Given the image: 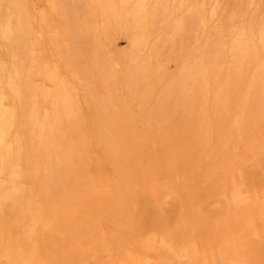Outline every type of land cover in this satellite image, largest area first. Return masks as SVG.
<instances>
[{
    "label": "rangeland",
    "instance_id": "rangeland-1",
    "mask_svg": "<svg viewBox=\"0 0 264 264\" xmlns=\"http://www.w3.org/2000/svg\"><path fill=\"white\" fill-rule=\"evenodd\" d=\"M116 1L117 0H115V4L118 5L120 0L117 1L118 4ZM153 1L154 0H151V2H153ZM220 1L222 2L221 3L222 7H221V10H219L220 15L217 16V18L218 17L219 18L214 19L215 21L210 20V19H207L208 21L206 19L205 20L201 19L204 17L202 14H200L201 11L197 10L199 3L201 2V1L199 2V0H187V3H186L187 6L185 5V7H184L185 9L184 8L182 9L184 11L181 10L182 12L181 11H175L170 6H167L168 9L166 8V11H165V10H163V7L165 9L166 6H164V5H166V4L161 3V11H162L161 15H162V13H164V14L162 15L163 17L161 16L162 18L160 17L162 20V21H160V25L158 23L159 26L156 24L154 27V30L157 33H155L154 37H151L152 39L149 38L150 43H148L149 44L148 46L145 42H144L145 46H144V43H141V45H143V47L141 45L139 46L140 43L136 42L138 44V47H136L137 45H135L136 43L134 40H138V39H135L137 37L132 36V38L133 37L134 38L131 39L130 38L131 36L129 35V33L126 34L128 30L130 33L131 32L135 33V31H134L135 28L131 27L133 22L130 25V21L129 20L126 21L127 19L123 15H121V18L119 15L114 16L113 12H111L112 6H107V4L111 5V0H0V23H1L0 29H2V30H0V64H1L0 66H4L6 64L5 67H6V69H8V73H9L10 77L12 78V81L14 82L15 86L17 87V90L20 93V96H13V95H11V93L9 92V90L6 87H2L3 89L0 87V95H2V97H4V99H5V101L2 105L3 110H4V114L5 115L11 114L13 116V119H12L13 128H12V130H10V134H9V137H10L9 140L11 142H8L9 140L6 141V143L3 146V149L10 144L14 149L13 158H14L15 162H18V163L20 162V165H21L20 169L22 171L23 181L20 184V186L18 187V189L15 190V196H14L15 202L21 208H25L26 204H30L31 206L41 207L43 209V222L49 224V230L48 231H44L43 227H39V229L36 230L37 231V232H35L36 244L34 245V243L32 244L33 239L31 240V237H30L31 235H28L29 239L31 241L27 239L28 238V236L26 235L27 229H22V231H20V233H18L16 231L12 232L10 229V220H8L4 217H1V219H0V229H1V232H0V237H1L0 238L1 239L0 240V264H224V263L225 264H241V263L242 264H264V162L261 163V164H263L262 166L259 165V162H261V160L263 159L261 157L264 154V153L259 154L260 152H264L263 151L264 147L262 148V144L264 142V140L262 141V139L264 138V123H263L264 122V117H263L264 116V114H263L264 109H261L262 113L260 112L261 114L259 116H257V118H259L260 122H261L260 119H262V121H263L262 123H260L258 121V119L255 120L256 115L259 114L257 112H259L258 110H260V109H258L259 105H257V103H256V105L254 104L259 99L258 96L256 97L257 98L256 100L254 99L255 102L253 100V98H255V95H257V94H255V92L258 93V95L263 94L262 97H260V95H259V97L262 98V102L260 100V103H261L260 105H263V102H264V100H263L264 99L263 98L264 97V85H263L264 84V77H263L262 72L264 73V64L262 65V63H264V61H263L264 60V54H263L264 49L263 48L260 49L261 45L258 43L259 44L258 50L260 52L263 50L262 51L263 57H262V54L259 53V51L256 52L257 51L256 46L253 44H251L249 47L250 50H252V51H250V50L248 51L247 49H249V48L246 49L247 53H245L246 54L245 58H243V56L240 57L242 55V53L240 55H235L231 51L232 47H233L232 44L235 42V40L239 34L242 36L243 32H244V34H247V31L249 30L248 33L250 32L251 34H253V36L255 37L256 40L259 37L261 29H260L259 22L256 23V21H259L262 18V16L264 15V0H256V3L253 5H250L249 1H247V0H220ZM105 2H106V4H105ZM235 2H237V3H235ZM64 3H67V4L64 5ZM68 4H70L71 6ZM66 5L69 6V7L68 6L67 7L70 8V10L72 9L71 13H70V10H68L69 13H67L68 11H66L67 10ZM77 5H80V6H78V8H81V9H77ZM105 5L107 7L106 11H105ZM108 7L110 9H108ZM168 10H169V12H168ZM109 12H110V14H109ZM66 13L69 14L71 18H73V20H72L69 17V19L71 20V23L67 18L69 15L67 16ZM104 13H105V15H104ZM261 14H263V15H261ZM106 15L108 16V18L110 20L112 19V21H110L111 23L110 22L107 23L108 19H107ZM110 15H111V17H109ZM118 16H119V18H117ZM24 17L27 18L28 22H26ZM115 17L117 18L116 20H114ZM8 18L11 20L10 23H11L12 34H14L16 31H18V34L16 33L18 36H15V34H14V36H15L14 37L11 34V35H9V37L12 36V38H9V39H8V36H7V38L6 37L4 38L5 35L3 34V28H5V26H6L5 24H7ZM123 18L125 19L124 21H123ZM206 18H208V17H206ZM223 18H225L226 20L225 19L223 20ZM119 19L121 21H119ZM253 19L255 20L254 23H253ZM78 20H80V22ZM177 20H178V23H177ZM199 20H200V23H199ZM23 21H24V23H23ZM114 21H116L117 23ZM203 21L206 23H204ZM120 22H123V23H120ZM127 22H129L128 25H130L129 29L127 27L128 25H125V24H127ZM247 22H249L250 24ZM252 23H253V26H252L253 31H252V28H249V27H251ZM69 24H70V26H69ZM110 24H111V27H112V25H115L116 28L113 26V30H111L112 28L109 26ZM116 24L117 25L119 24L118 27ZM73 25H74V27H75V25L77 26V30L81 29V32L79 30V31L75 32L77 34L74 33L75 36L73 35V28H74ZM180 25H181V29H180ZM224 25H225V27H224ZM194 26H196V27H194ZM203 26H204V28L207 27V28L203 29V31L204 30L207 31L206 33L204 32L205 34H207L206 36H204L205 34L203 35L202 29H201V28H203ZM104 27L109 28L108 30H110V31L108 32V30L105 29ZM157 27H158V29H157ZM198 27H199V29H198ZM14 28L16 29V31ZM70 28H72V29H70ZM220 28L222 30H220ZM240 28L242 29V31H241L242 34L240 32ZM173 29H175V30H173ZM70 30H72V31H70ZM236 30H237V32H236ZM24 31H26V34ZM167 31H170V32H167ZM78 32H79V34H78ZM172 32H173V34H171ZM234 32L236 35L234 34ZM123 33L126 35H124ZM213 33H215V35H217V36H213L214 35ZM250 33L247 35L249 36ZM93 34L95 37L93 36ZM210 34H213V35H210ZM225 34L228 36L226 37ZM2 35H4V36H2ZM78 35H79V37H78ZM80 36H82V37H80ZM189 36H191V39H192L191 40L192 44L190 46H192L193 48L195 47L194 49H196V47L199 46L200 49L197 48L198 50L194 51V49L192 47H189V49L185 48V46L190 44V42H188V41H190ZM208 36H209V38L211 36H213L215 39L213 37H211L209 39ZM248 36H247V38H248ZM93 37L95 38V40L97 42L94 39H93V41H91ZM81 38H82V40H81ZM204 38H206V39H204ZM218 38H220V39L217 40ZM77 39H79V41H81V42H79ZM166 39H167V41H166ZM182 39L184 40V44L182 43L183 42ZM221 39L223 40L222 44L224 42L228 44L231 41L232 44H231V42L228 44L229 47L232 45L230 47L231 49L228 48L229 49L228 50L227 49L228 45L225 43H224L225 45H223V46L220 45L221 42H218V41H222ZM129 40H133L135 47L133 46L132 41H129ZM157 40H159V41L161 40V42H159ZM228 40H229V42H228ZM94 41L96 43H93ZM186 41L188 44L185 43ZM213 41H215V44ZM130 42H131V44H130ZM154 42L158 43L157 48H155L156 44H155V47L152 46ZM162 42H164L165 45ZM31 43H32V45H31ZM208 43H209V45H208ZM93 44H96L98 46V48L96 45H93ZM217 44H219V45H217ZM25 45L27 46V49H26ZM163 45L165 46V48H166V46H168V48H166L165 54L163 52L165 50ZM182 45H183V47H181ZM200 45H202V46H200ZM132 46L134 47V50L139 48L138 50H135V53H134V51H132L134 54V57L140 51H141L140 54L142 55V57L140 56V54L138 55L141 57V58L138 57L139 58L138 60H140V61H137L136 57H135V60H136L135 66H137L138 69L139 68L142 69V71L140 69L138 75L134 74V71L138 70L133 65L134 58L132 59V57L131 58L128 57V54H130L131 53L130 51L133 49ZM211 46H214L213 49L211 48L212 51L214 50V48H216L215 52L213 51V53L209 48ZM218 46H219V49H222L221 53H219V51H220L219 49L217 51ZM29 47H31V48H29ZM146 47H150V48H146ZM99 48H100V50H99ZM201 48L204 50L203 53L207 51L206 50L207 48H209L207 51L208 53L203 54L201 51ZM95 49H96V52H95ZM187 49L190 52L194 51L195 53L194 52L190 53V52H188ZM191 49H193V50H191ZM26 50H28V52ZM31 50L33 51L32 53H31ZM76 50H77V52H76ZM152 50H153V52H152ZM199 50L201 53L199 52ZM209 50H210V52H209ZM225 50H227V51H225ZM254 50H256V51L253 53ZM150 51L152 53H149ZM160 51H162L163 53H161ZM196 51H198V54ZM223 51L225 52V54H224L225 59H223L224 57H221L223 55H219V54H223ZM23 52H24L25 56L23 55ZM34 52L36 53V55H34L35 54ZM71 52H75V54L72 53V56L73 57L75 56V58L78 59V61H81L79 64V62L76 59H74L77 61L76 63L78 65H81V66H77V64H75L73 58H72L73 61L71 60V62H70ZM101 52H103L102 54H104L105 56L100 55ZM136 52H138V53L136 54ZM166 52H167V54H166ZM185 52L191 54V55H189V54L188 55L191 56V59L193 58L192 60H195V61H190L191 60V59L189 60L190 57L188 58V55L185 54ZM226 52L227 53L230 52V53L226 55ZM25 53L26 54L29 53V54L26 55ZM69 53H70V55H69ZM98 53L100 56H98ZM148 53L151 55L148 56L147 55ZM154 53L156 56L154 55ZM210 53H211V55H209ZM256 53H258V55H260V54L261 55L260 56L255 55ZM158 54L161 57H159ZM161 54H163V56ZM232 54H233V56H232ZM164 55H166V56L168 55V56L165 57ZM199 55H201L203 57L202 59L206 60L207 65L210 63V62L208 63V60H210V61L212 60L215 63L214 64L212 62L213 64L212 63L209 64V66L213 65L212 68H210L209 66L206 67V69L209 68L208 69L209 71H207V73L208 72L213 73L214 74L213 77H212V74L206 73L207 76L206 77L204 76L205 78H203L202 77L203 75H201V74L206 70H202L201 74L199 72V75L202 77V79H200L201 81L202 80L204 81V79H206L209 75H211L210 76L211 78L208 77L209 80L206 81L207 83H205V81L201 83L199 79H196L197 78L196 77L197 72L200 70V67H199L200 64H201V69L202 68L205 69V64L204 65L202 64L205 62H202L201 56H199ZM208 55L211 57L209 58ZM215 55H216V57L218 56L217 59L219 60V62L216 59H214ZM234 55L236 56L235 58H234ZM248 55L250 56V60H249ZM253 55L255 58L260 57L259 60L256 61L257 60V58H256L253 61V58L251 59V57H253ZM29 56H30V58H29ZM32 56H33V58H32ZM97 56H98V58H96ZM101 56L105 57L107 59V62L110 65L108 63H106V61H104V60H106L105 58L102 59L103 57L99 61V58ZM129 56H132V55H129ZM157 56L159 57V61L156 60V59H158ZM195 56H196V58L194 59ZM229 57L231 59L232 58L233 59L231 60V59H229ZM22 58L27 59V60H23ZM28 58H29V60H28ZM187 58H188V60H187ZM240 58H242L241 62L239 61ZM130 59H132L131 62L129 61ZM226 59H228V60H226ZM235 59H237L238 62ZM32 60L33 61L35 60V61L32 62ZM142 60H144V63H148L150 61L149 64L152 66V69H151V67L149 69V67H148L149 64L148 65L144 64L142 62ZM229 60H231L230 61L231 64H234L232 66L236 67L235 69L232 68L233 71H230V73L233 75L232 78L230 76V79L228 77L229 75L227 76L228 70H231L230 68L232 67ZM242 60H243V62H242ZM156 61H158L161 64V66H158L159 67L158 69H156L157 68ZM183 61H185L184 66H185V63L187 64V62H188V64H190V65H188L186 72H185V69H183L184 71L182 70ZM246 61L247 62L251 61V62H249V64L247 63L248 66L249 65L251 66L249 68L250 72L247 73V75L245 76V78L243 80H242V78H243L242 75H244V74H242L241 77H239V79L241 78V80L239 81L237 78L239 75L236 72L238 71V73L240 74V72L242 70L246 69V68L242 69V66H243L242 64H244V62H246ZM103 62H105L107 64V66ZM141 62L144 64V67H145V65H147L146 68L142 67L143 65L138 66V65H141L140 64ZM192 62L196 66L199 64V66H198L199 70H198V68H197V70L195 68V69H192L195 71H191V69H190L191 67L189 68V66H191V65L193 66ZM260 62H261V64H260ZM130 63H132V65H130ZM153 63H154V65H153ZM159 63L157 65H160ZM196 63H198V64H196ZM236 63H237V66L235 65ZM239 63H241V65ZM128 64L130 65V67L128 66ZM134 64H135V62H134ZM247 64L245 63V66H247ZM75 65H76V67H75ZM195 65H194V67H196ZM202 65L204 67H202ZM104 66H106V67H104ZM108 66H111L110 67L111 70L109 69ZM127 66L131 70L130 69L128 70ZM131 66L132 67L134 66L135 68L133 69ZM257 66L258 67L260 66V67L258 68ZM77 67H79V68H77ZM80 67H82V68H80ZM100 67L103 68V70ZM194 67H192V68H194ZM216 67H217V69H216ZM218 67L221 69L220 72H217L219 69ZM228 67H230V68H228ZM239 67L241 68V70L239 69ZM147 68L149 70H146ZM237 68H238V70H237ZM81 69L82 70L84 69V71H81ZM105 69H106L107 73H106ZM188 69L192 73L195 72L194 74H196V75L192 74L191 72H190L191 74H189ZM212 69H213V72H212ZM126 70H128L129 72ZM180 70L183 72L182 74H184V72L187 73V76H186V74H185V76L180 74V72H181ZM256 70H258V72H260V71H262V72L258 73V76H257ZM16 71H17V74H16ZM80 71L82 72V74L84 73L85 75H82L80 73ZM97 71H99L100 73H98ZM109 71H112L111 73L116 71V73H113V75L116 74V76H114L115 78L112 76L110 78L111 73L109 74ZM124 71H125V73L127 72L128 76L123 77V75L125 74ZM131 71H133L134 77H133V74L131 73ZM147 71L148 72L150 71L149 73H151L152 75L150 76V74ZM151 71H153V72H151ZM156 71H158V72L156 73ZM160 71L163 73H161ZM0 72H1V67H0ZM85 72L89 73V74L86 76ZM136 72L137 71H135V73ZM141 72H143V73H141ZM145 72L147 75L149 74L147 77L150 76L151 79H150V77L148 80L143 78V82H144V79H145V81H148V82L150 80L149 86L146 83H142L143 85L141 83H139V82H141V81H139L140 78L142 80L141 76L146 77L145 75H143V74H145ZM159 72H160V74L158 75ZM244 72H246V71H244ZM130 74H131V76L129 78ZM164 74H165V76H163ZM215 74L217 76H215ZM234 74H235V76H234ZM50 75H52V80L56 84L50 82V80L48 79V76H50ZM102 75L104 76V78ZM181 75L184 76L186 79L184 77H182ZM189 75L190 76L192 75V77H193L191 82L185 81L188 79L187 77H190ZM199 75H198V78L200 77ZM236 75H237V77H236ZM259 75H261V78L259 77ZM106 76L109 77L108 80L106 79ZM152 76H154V79ZM156 76L160 79L161 83L164 81V79H165L164 77H166V79L164 81L165 83L163 82L164 85L161 84L160 82H159L160 84L158 83V78ZM214 76H215V78H214ZM226 76L228 77L229 80L226 79L227 78ZM125 77L129 78L130 84L127 83L128 79L126 80ZM136 77H137V79H136ZM255 77L256 78L259 77L258 78L259 80L257 79L254 81L253 78H255ZM86 78L88 80H86ZM122 78L124 80H126L127 82L122 80ZM155 78H157V80ZM236 78H237V80H236ZM170 79H171V81L174 80V82L173 81H172L173 83L170 82ZM180 79H183V83L179 84L181 86H179L177 83H176L177 84L176 85L175 81H178V83H180ZM261 79H263L262 82L260 81ZM100 80L104 84H105V81H107L106 84L107 83L109 84V80H110V84L109 85L107 84V85H108V89L110 88L111 90L106 89L107 85L105 84L106 85L105 86L104 84H102ZM112 80H116L115 81L116 83H114L116 85L113 84ZM121 80H122V82H125V84L124 83L122 84ZM132 80H133V82H132L133 84L131 83ZM136 80L139 83L137 85H135L137 83ZM152 80L154 82H152ZM189 80H191V79H189ZM230 80L235 82V83H236V81H239L238 84H240V82L242 81L239 86L236 83V86H238V88L235 86V84L233 85L232 89H234V91H235V89H237V90L239 89L238 91L236 90L237 92L236 91L233 92V94H232V91L230 89H228V87L230 86V88H231V85H232ZM119 81H120V83H119ZM184 81L187 83H185ZM193 81L194 82L198 81L197 86L201 84L202 88L200 86H198V88L196 89V83L194 84L195 85L194 86L192 84V83H194ZM250 81H252L251 85H254L255 88H253L252 86L250 87V84H249ZM254 82H258L256 84H258L257 86H259L260 89L259 88L256 89L257 86ZM260 82H261L262 87L259 85ZM150 83L152 86L154 85L153 88L150 85ZM208 83H210V84H208ZM182 84H184L185 86L189 85V87L194 86V88H195L194 92L199 90V94L197 93L198 91L196 92L199 96H201L200 94L204 92V91L201 92L200 88L202 90H204L205 85L207 84L209 86V89H208V91L205 90V92L202 95L204 96L207 93L206 97L208 99V102L205 101V103H207L208 106H206V104H202V102H203L202 100L206 99V98H202V100L200 99V101H201V104H200V101H198V103L196 102L197 100L195 101V98L198 97L196 93L193 94L194 95L193 97H190L191 94L194 93V92H191V91H193V90H191L192 88L188 89L190 96L187 97V95H188V92H186L187 88ZM202 84L203 85L205 84V85L202 86ZM227 84H228V86H226ZM247 84H249V85H247ZM89 85H91V87ZM93 85L95 86L96 89H94ZM112 85H114L115 87ZM121 85H123V87ZM124 85H126V86L124 87ZM133 85H134V87L137 86V87H135L136 91L138 89V91L139 92L141 91V92L139 93L137 91L135 93V90H133L134 89ZM146 85H147V88H146ZM161 85H163V86H161ZM167 85H169L170 90H169V87ZM173 85L176 86V87H174L175 89L173 88ZM57 86L62 87V89L64 90L68 99L69 100L71 99L70 104L72 103V105L70 106V114H68L69 116H67V118H66L65 114L62 112V114H64V116H65L64 123H66L68 133L70 132L71 136L74 139H76V141L77 140H83L85 138V140H83L85 143L84 149L81 148L83 146L82 145L83 142L81 141L80 150L82 149L83 151L81 150V152H84V153L86 151V153H85L86 155L84 154L86 157V158L84 157V159H86V161L84 160L85 162L83 163V166H85L84 169L86 168L85 169L86 171L84 170L86 172V174L85 173L84 174L79 173L78 177H73L75 172L71 168L70 169L72 170V173H74V174H73V176H71V175L69 176L68 173H70L71 170L69 168H67V166H62V165H65L64 163L59 165V168L61 167L60 169L63 170V167H66L70 171H66L67 169H65V171H60V169L55 170V168L58 166L59 163L56 164V167H54L55 165L54 166L50 165L48 168V171H46V170H44L43 158L42 159L36 158V155L38 152V151L36 152V150H39L38 149L39 146H38V141H37V136H38L37 134L40 133V122H41V124L44 123L45 119H43V118H45L44 114L47 111L53 110V113H54V110H55V108H54V96L56 95ZM143 86L145 87V89L142 88ZM155 86H158V87H156L157 90H155ZM166 86L168 87V89L165 88ZM177 86H179V87L184 86L186 88L185 93L183 92L184 89L183 90L181 89V91L180 90L178 91ZM138 87H140L142 89H140ZM203 87H204V89H203ZM234 87H236V88H234ZM41 88H42V90H41ZM91 88H93L94 90ZM115 88H117V89H115ZM125 88H127V90L128 89L129 90L127 91ZM206 88H207V86H206ZM35 89H36L37 93L33 94ZM124 89H125V91H124ZM166 89H167V91H166ZM172 89H174L175 91ZM225 89H226V92H224ZM251 89L253 91H251ZM144 90H145V92H143ZM160 90L162 93L160 92ZM164 90H165V92H168L169 94L164 93ZM48 91L50 92L49 95H48V93H46ZM109 91L112 93H109ZM129 91H131V93ZM133 91H134L135 97L139 98V99L136 98L137 101L134 98L135 102L132 99V97L134 96ZM147 91H150L151 93L153 92L154 93V94L152 93L153 96L151 95L150 92H147ZM156 91H157V93H156ZM169 91H172V92L170 93ZM173 91L175 92V95H174ZM215 91H217L219 93H217ZM249 91H251L252 94L254 93V95H253L254 97L251 95L252 99L250 98L249 94H251V93H249ZM213 92H214V94H213ZM246 92H248L247 95H249L247 97L245 94ZM44 93H46V94L44 95ZM163 93L166 95H163ZM180 93H182V94H181V96L178 97V95H180ZM226 93L229 96H230V94H232L230 97L231 99H228L229 96L227 97ZM235 93L237 94L236 97L237 98L239 97L238 100L235 98ZM128 94H129V96L132 95L131 96L132 100L130 99L129 96H127ZM145 94H148L150 99L147 97L148 95L146 96ZM160 94H162V95L160 96ZM185 94H186V97L188 99L186 97L185 98L187 100H185L184 98H183L184 100L180 99V97H184L183 95H185ZM243 94L245 95L244 98H243ZM219 95L222 96L220 98L221 106L215 105V109H216L215 111H217V113H220V111L218 109L221 110V108L224 105L222 103L226 97H227L226 101L228 102V104L226 103V101H224V103H226V105H224V108L227 107L226 111H225V109L222 108L223 111L221 110L222 112L220 114H217L216 112L212 111V110H214V109H212V106H213V104H215L214 98H216V101L218 100L217 103L219 102V99H218L220 97ZM240 95H241V97H240ZM159 96L161 97V99L163 101H164V97L165 98L167 97L166 103L175 102V104L178 107H176V105L174 103L173 104L170 103V105H169V103L168 104L164 103L162 100H160V98H158ZM154 97H156V98L154 99ZM141 98L143 99V101H141ZM151 98L154 99L155 101L154 100L151 101ZM192 98L194 99L195 103L200 104V105H197L195 103H193V105H192V103H191V100L193 101ZM222 98H223V100L221 101ZM245 98L246 99L248 98L247 99L248 101L245 100ZM157 99H158V101L160 100L159 103L163 102V107L166 105L168 107L166 106L167 108L166 107L163 108L162 104L161 103L159 104L157 102ZM243 99H244V102H243ZM249 99H251V100H249ZM139 100L143 103V104L142 103L140 104L142 106L138 105L140 103ZM252 100L254 103H252ZM182 101H185V103ZM237 101H240V103L242 102L243 107H242V103L240 104ZM245 101H247L246 104H245ZM249 101H250V104L251 103L253 104V106H251L252 104L250 105L248 103ZM137 102H139V103L137 104ZM179 102L180 103L182 102L185 104L186 110L185 111L182 110L183 113L185 112L184 115L187 114L186 115L187 117H188V115H192V117L189 116L190 118H193V116H194L193 120L191 119L192 122L189 120L186 121V119H188L187 117L184 118L185 116L182 117L183 115L180 116L181 114L179 115V113L176 112V108L180 107L179 106L180 104L178 105ZM186 102H188V103H186ZM189 102H190V105H189ZM37 103H38V105H37ZM154 103H155V105H154ZM31 104H32V106H34V105L35 106L32 107ZM210 104H212V105H210ZM237 104H238L239 108L241 107L244 112H242V110H239ZM61 105H59V107ZM146 105H148V106H146ZM181 105L183 106V104H181ZM194 105L195 106L197 105V106L194 108ZM202 105H203V107H206L207 109L203 108ZM245 105H247V107H245L246 110H244ZM248 105H250L251 107ZM151 106H153V107H151ZM172 106H174L175 108ZM190 106L192 108H190ZM200 106H201L200 110L202 112H204V111H205L204 113L207 112L206 116L201 111L197 112L196 108H198ZM35 107H36V109H38V118L39 119L37 121L38 125H36L34 127L30 123H28L29 119H27L26 116H27V114L29 115V112L33 111V110L30 111V109H32V108L35 109ZM208 107H210V108L208 109ZM72 108H73V110H72ZM165 108L167 109L166 111H165ZM172 108L175 109L174 111L177 113L176 114L177 120L176 119H174V120L178 121V117L179 118L182 117V120L184 119L186 122H190V123H188V124H190V126H191V123L193 124L192 126L196 125L195 126L196 129H194V127H192V126L189 128L188 124H186L188 126H185V123H183V122L180 123L182 125V127H181V125L178 122H175L174 120H173V122L176 123V125H175L176 127L174 125H172V124H174L171 122L173 119L172 117L175 114V112L172 114V112H173ZM182 108H184V107H182ZM251 108H252V114H251V111L249 113L247 110V109L251 110ZM263 108H264V105H263ZM237 109L239 110V112L241 111L243 113V114L240 113L243 116V118L240 121L242 124L244 122H246L244 124V126L247 124L245 126L246 128L242 124H239L240 122L238 123V121H239L238 119L241 117H238L240 114H238ZM253 109H255V111ZM62 110L65 111V109H63V108H62ZM179 110L181 112V109H179ZM189 110H190V112H189ZM194 110H195V112H194ZM198 110H199V108H198ZM210 110H211V112H210ZM125 111H127L128 114H126ZM150 111H151V113H150ZM177 111H178V109H177ZM186 111H187V113H186ZM51 112H48L50 114L49 115L50 117H52V115H53V113H51ZM152 112H153L155 117L153 116ZM164 112H166V114H168L170 112L171 116L166 115ZM191 112H193V114ZM253 112H254V114H253ZM65 113H66V111H65ZM72 114L75 115V119H74V116L72 117ZM194 114H197V115L195 116ZM198 114L201 115V119H200V116ZM221 114H223L224 117ZM246 114L247 115L251 114L252 117L254 116L253 117L254 119H252V120L256 121V123H253V124H254V126L255 125L257 126L256 127L257 130H254V129L252 130V128L250 127L251 128L250 131L251 132L254 131V132H252V134H250V131L248 129V126L252 125V122H251L252 117L250 116L251 117L250 118ZM129 115H130L129 119H131L130 121H133V123H135L136 125L133 123H130L128 121V125H127V123H125V125H127L125 128H128L129 130L128 129L123 130V128H122L121 129L122 133H121V131L119 129L121 127L120 125L122 124L120 122L121 120L120 121L118 120L121 123V124L119 123L120 124L119 126L117 125L118 123H116V125H117L116 126L113 122H115L119 118L123 119V121L125 122L127 120L125 118H127ZM150 115H152V116L148 117ZM165 115L167 116L168 119H170V122H168ZM214 115L216 116L215 118L218 119V122H216ZM218 115H220V116H218ZM209 116H210V118L213 116L211 118L212 120L209 118ZM245 116H247L249 118H247ZM205 117H208V118H205ZM220 117H222L221 120L219 119ZM114 118H115V121H113ZM196 118H198V120ZM202 118H204V119H202ZM244 118L249 119L250 123L248 120H247L248 123H247V121H244ZM146 119H147V122H146ZM222 119H224V120H222ZM74 120H76L77 122ZM180 120H181V118H180ZM204 120L208 121V123L210 121H212L211 123L216 122L215 123L216 125L221 121L220 125L222 124V126L219 127L220 125H218V127L220 129L216 128L217 126H215V124H214V126H215L214 127V126H212L213 124L208 125V123H206L207 127H209L210 125L212 126L209 129H213L211 131H214L212 133L215 136L214 137L215 140L214 139L209 140L212 137L211 138L207 137V139L209 141L206 139V134H208L207 136H211L213 134L211 133L210 130H208L206 128V126H205L206 124H203L205 126L204 127L205 129H201V128H203V126H202V123H200V122L205 123ZM73 121H74L75 125L79 126V128L76 126V129L80 130V131L78 130V133L76 132V130L74 128L75 125L72 126ZM197 121H199L198 125L202 126L201 128L199 126L200 129H198V127H197L198 126ZM257 121H258V123H257ZM5 122H6V118L3 119V123H5ZM131 124H132V126H131ZM154 124L159 125V126H154V128L155 127L157 128L158 134L161 133L160 135H162V138H160V139L164 140L163 141L164 144L159 139L157 141V138L160 137L157 133H156V135L152 134L156 131V129H154L152 126ZM177 124L180 125V127L182 128L180 131H182L183 133L180 132L179 130L175 131L176 128L177 129L180 128L177 126ZM149 125L151 126L150 128L152 130H154L153 132H152V130H150ZM233 125L234 126L236 125L237 127L240 125V127L237 129L241 133L245 132L244 129L246 131L248 130V132H245L244 134L240 133L239 135H237V137L239 136L238 138H240V140H242V141H239V139L237 137H235V138L233 137L234 134H233L232 130L235 129L234 130L235 135L237 133H239V131L236 129V126L234 127V129H232ZM261 125H263V126H261ZM183 126L188 127L187 128L188 130L186 128H184V130L185 131L187 130L186 132H188V134L185 135V137L183 136L185 133V131H183ZM70 127H71V129L73 128L75 131L70 130ZM115 127L116 128L119 127L118 128L119 130L116 129ZM123 127H124V125H123ZM130 127H132V128H130ZM158 127H160V129ZM169 127L172 128L171 131H170ZM109 128L111 129V131L108 130ZM112 128H113V130H115V132L113 131L114 133L119 131L120 133L119 132L117 133L119 135L114 134L115 136H113V133H110V132H112ZM173 128H175V129H173ZM240 128L241 129L244 128L243 132L241 131ZM206 129L208 132H205ZM215 129H217L216 132H215ZM229 129L231 131H229ZM191 130L193 132L197 131V132H195V135H193V132L189 133V132H191ZM199 130H201L200 133L204 134L203 136H205V137H202L201 134L200 135L198 134ZM202 130H205L204 131L205 133H203ZM72 131L75 134H73ZM125 131H126V133L128 132L127 135L133 133V135H135V136H132V138H131V136L129 135V137H127L129 139H127V138L125 139L124 138L126 136ZM174 131H175V133H179V136L180 135L183 136L182 137V138H184L183 143L181 142L182 141L181 136L179 137L178 134H175L176 137H174ZM108 133H109V135H108ZM209 133H211V135H209ZM215 133H218V134H215ZM221 133H224L226 135V137L224 134H221ZM253 133L254 134L256 133L255 136H257V137H254ZM76 134L77 135L79 134L78 136L81 138L79 139V137H77ZM190 134H192L191 135L192 140L199 137L198 139L195 140V141L198 140L200 142V143L197 142L198 147H195L196 143H194L195 144L194 147L190 146L193 144V141H194V140L193 141L191 140L192 142L188 141L189 138H191ZM229 134H233L232 137ZM74 135H76V136H74ZM122 135H123V137H122ZM197 135H198V137H195ZM216 135H218L220 137L224 136L222 138V140H225V138H226V140L223 141V142H225L224 143L225 145L224 146L222 145L223 147H220L218 145V144L222 143L221 142L222 140L220 139V137H218L217 139H220L221 141L217 140ZM241 135H243L242 138L244 137L243 139H245V140H243L240 137ZM120 136L123 139H125V141L122 138L119 141ZM193 136L195 138H193ZM112 137H116L114 143L117 146V149H120L121 153L125 155V158H124V155L121 154V156H123V159H125V161L128 160L126 163H128V164H129V162L133 163V168H132L131 172H129L130 171L129 169H126L127 170L126 173L129 172L127 174L131 173V176L129 175V177H130L129 182H130L132 187H130V184H128V183L126 184L125 179H123V176L116 170V168L114 166V159L113 158H114L115 152L112 148V144H113V143H111ZM133 137L136 140H134ZM154 137H157V138H154ZM201 137H202V139L200 141ZM245 137H247V138H245ZM109 138H111V139H109ZM248 138H250V139H248ZM251 138L253 140H255L254 141L255 144L253 143V145H251V146H254V147L250 148L247 146H250L249 144H251V142H253V141H251L252 140ZM62 139L63 138H60V142L62 143V145H63V141H66L64 143L67 146L68 139H66V138L63 140ZM130 139H133V140L131 141ZM155 139L157 142L160 141L163 144V146L165 145L164 147H166V148H163L161 146V144L159 146V144L155 142ZM178 139H180V142L182 143V145H184L185 143L187 144L189 142L188 143L189 145H187V147H185L186 144H185V146L181 147V148L185 149L184 151H183V149L180 150L179 147L182 145L179 143ZM228 139L230 140V142ZM236 139H238L237 141H239V142H235ZM127 140H130V141H127ZM175 140H177V141H175ZM249 140L251 142H249ZM134 141H136V142H134ZM203 141H204V144H206L205 142L207 141V145H205V147H208V148H206V150L202 151L201 149L199 150V148H200V145L202 144ZM218 141H219V143H218ZM128 142L130 144H131V142H133L132 143L133 145L132 144H131L132 146L129 145ZM177 142L179 145L177 144ZM235 143L236 144L238 143L240 146L238 145L239 147H237V145H235ZM119 144H121V145H119ZM126 144H128V150H127V148H125ZM232 144L234 147L236 146L235 149H233L234 147L232 146ZM63 146H65V145H63ZM176 146L178 147L179 150H176L177 149ZM188 146H190L191 148L189 147V149H188L189 151L187 153H189L191 151V149H193L192 151L194 152V150L196 148H198L196 150L202 151V152H196L195 151V154H197V155H200V153H201V157H202L201 163L202 164L199 163L201 161V160H199L200 157L199 158L197 157L198 159L196 158V161H195L197 163V165H195L196 163L192 159V158H195L192 155V154H194L192 151L190 152L191 154L187 155V153L185 151L187 150ZM201 146L204 147L203 144ZM259 146H261L260 149L262 148L263 150L261 149V151H260L258 148ZM123 147L126 150L122 149ZM130 147L133 149H131ZM160 147H162V148H160ZM215 147L218 149H216ZM129 148L131 150H129ZM158 148L164 150L166 152V154H163L165 152H162V150L161 151L157 150ZM167 148H168V150L170 149L169 152H168ZM171 148L174 150H172ZM221 148H224V149H221ZM225 148L227 150H225ZM252 148H253V150H252ZM210 149H211V151H210ZM250 149L252 151L256 152V158H253V160H252V158L250 159V157H252L250 155H252V153H254V155H255V152L250 151ZM41 150L43 151L44 149L41 148ZM112 150H113V152H112ZM171 150L174 152L173 153L174 156L170 155V154H172ZM224 150L225 151L230 150V153L227 152L228 154H225ZM157 151H159L161 154L157 153ZM204 151H206L205 153H207V151H210V153H207L208 155L207 154L205 155V153L202 154ZM212 151H213V153H212ZM233 151L236 152V153L234 152L235 155L233 154ZM75 152L77 153V150ZM167 152L172 157H169ZM177 153H178V156H177ZM215 153H217L216 155L219 154L218 157L220 156V154L223 155V157H222L223 159L221 157H220V159H222L223 161L226 160V161H224V167L220 161H217L218 159H215V161H214L213 158H218L217 156L212 158V155L213 154L215 155ZM184 154L186 155L185 156L186 158H187V156L190 157V158L189 157L187 158L189 163H187V161L185 160L186 158H184V156H183ZM209 154H211V156ZM258 154L261 155L260 156L261 159L259 160V162L256 160L258 162V164H257V162H255L254 159H257ZM76 155L77 154L72 153V158L75 162L77 161L78 163H80V160H78L76 158L77 157ZM162 155L164 157H166L168 155L169 161L167 160V157L164 158V157H162ZM224 155H226V158H224ZM227 155H229V157L233 156L231 162H229L230 160L227 159ZM181 156H182V160L184 158L183 162H181V159L180 160L178 159ZM173 157H176V159L175 158L174 159L176 160L175 162H178V163L173 164L174 163L173 162L174 160L172 159ZM231 157H230V159H231ZM209 158H211L210 160L213 159V162L210 160L207 161V159H209ZM191 159L193 161H191ZM184 161H186V162H184ZM223 161H222V163H223ZM262 161H264V159ZM190 163H192V164H190ZM193 163L197 168L195 166H193ZM215 163L218 164L220 166L219 168H221V169L217 168L218 167L217 166V167H215L216 171L214 170L215 171L214 172L213 169H214ZM200 164H201V166H199V168L201 167V169H203L204 166L207 164L208 165L206 166V168H208L210 165L214 164L212 171L210 170V172H213L212 174H215V175H213V177H212V174L210 175V177L212 178L210 182L207 181V180H210L209 176H208V178H206L205 177L206 174L202 173V172H204V170L202 172H200L201 169H198V165H200ZM253 165H254V167H251ZM241 166L242 167L245 166V167L242 168ZM206 168H204L205 172H207ZM209 168L211 169V166ZM209 168H208V170H209ZM233 168L235 170H233ZM36 169H37V171H35ZM56 169H58V167ZM196 169L199 171H197ZM243 169H245V170L243 171ZM249 169L251 172L249 171ZM218 170H222L221 171L222 173L220 171L218 172V175H221L220 177L217 175ZM195 171H197L199 174L198 178H197V176L194 177V175H196V174H194ZM235 171H237V172H235ZM239 171H240V173H239ZM210 172H208V173H210ZM233 172H235V173H233ZM245 172H247V173H245ZM255 172L258 173V174L256 173L258 178L256 175H254ZM51 173H53V175H56V176H59L60 174H58V173H61V175L63 174V175H65V177L67 179H69V181H70L69 185L71 186V184H72L73 187L72 186L70 187L68 185L69 181L66 180L67 185L65 186L66 187L65 194L67 193L68 196L67 195L65 196L63 193L64 187L59 186L60 177H56L57 179L55 178L56 182H54V184L57 187L56 190H60V191L62 190V192L55 191V189H54L55 186L53 185V182L51 181V177H52ZM72 173H70V174H72ZM189 173H190V175H189ZM201 173L204 175V176L203 175L202 176L204 178H206L205 181L203 180ZM251 173H253V174L251 175ZM236 174H237V176H236ZM75 176H77V175H75ZM190 176H191V179H189ZM75 178L77 179V186H75V184L73 182L71 183V181H73V179L75 180ZM200 178H202L201 180H203V181H200ZM216 179H217V181H216ZM4 181H5L4 185L7 189H9V192L11 190H13V183H12L13 179L11 177H7ZM66 181H65V183H66ZM127 181H128V179H127ZM188 181L191 183L193 182V184H192L193 187H191L192 186L191 184H190L191 186L189 185ZM196 182H198L200 184L198 186H196V184H194ZM203 182H206V183H203ZM207 183H209L210 185ZM202 184H203V186H202ZM204 184L205 185L207 184V186H205ZM222 184H223V186L220 187ZM68 186H69V188H68ZM127 186L130 187L129 190H127L128 189ZM206 187H208L209 189H207ZM156 188L161 190L166 195V198H164L161 201V203L157 200L152 199L147 194L148 192L146 189L150 190V189H156ZM199 189H200V191L201 190L202 191L200 192ZM205 189L209 192H206ZM214 190H215V193H214ZM53 191H55V193ZM67 191H69L70 193ZM53 193L57 194V195L54 196ZM59 193L63 194V195H61V194L60 195H61V198H63L62 200H65L64 202L59 198ZM70 195H71V197H69ZM140 196H143V197L140 198ZM57 198H59V201L57 200ZM68 198H69V201L67 200ZM71 198H73V199H71ZM70 200L72 202H70ZM57 201L60 204H56V203H58ZM67 201H68V204H67ZM69 202L72 204L70 205ZM10 203L11 202L8 201L6 204L11 206ZM1 204H4V203L0 199V205ZM56 205L59 207H57ZM54 208H57V209H54ZM58 209H59V212H58ZM53 210H55L57 212H55V211L53 212ZM151 211H152V213H151ZM142 214L145 216H143ZM112 216H113V218H111ZM77 217H78V219L79 218L81 219L80 224L82 226V229H89V231L92 230L91 233H88L86 230H85V232H82L80 227H79L78 231H76V232L72 231V225L75 222V220L77 219ZM149 217H152V218L150 219ZM113 219H115V221H113ZM159 219H160V221H158ZM109 221H111V222H109ZM157 222H158V224H157ZM25 225L27 226L28 224L25 222ZM99 225H101V226L99 227ZM111 226H112V228H111ZM117 229L120 231V233ZM219 229H220V231H219ZM67 231L68 232L72 231V236H73L72 237V243H73L74 247L76 248L75 255H73V253L71 254V252H70L71 250L69 248L67 249L64 247L63 234L66 233ZM110 231H112V232L114 231L115 234H119V236L120 235L123 236V239L126 241L125 244L121 243V240H115V242L117 241L116 244L118 243L116 245L114 240L113 241L111 240V233L112 232L110 233ZM116 231H117V233H116ZM15 232H16V234H14ZM25 235L27 237L26 238L27 241H26V239H22V241H21L20 239L23 238ZM102 236H104L105 238H102ZM102 240H104V241H106V240L110 241L111 240L108 249H109V251H111L110 253L112 255L109 258H106V256L109 254L108 252H106V251L100 252V250L98 248V246H99L98 244ZM16 242H19V243L16 244ZM22 244L30 245L31 250L30 249L25 250L24 249L25 246L24 245L22 246ZM18 245H19V247H18ZM27 245H26V247H29ZM116 246L117 247L119 246V248H117ZM21 248H23V249H21ZM64 249L69 251L68 252L69 254L68 253L66 254L64 252ZM22 250H25L27 252L26 256H23V253L21 252ZM118 250H119V252H117ZM112 257H114V258H112ZM120 257H122V258H120Z\"/></svg>",
    "mask_w": 264,
    "mask_h": 264
},
{
    "label": "bare ground",
    "instance_id": "bare-ground-1",
    "mask_svg": "<svg viewBox=\"0 0 264 264\" xmlns=\"http://www.w3.org/2000/svg\"><path fill=\"white\" fill-rule=\"evenodd\" d=\"M117 1H118V0H117ZM117 1H116V2H117ZM200 1H201V2H200ZM247 1H249L250 5H253V4L256 3V0H247ZM50 2H51V1H50ZM199 2H200V3H199V6H198L197 10H200V11H201L200 14H202L203 17H204V18H201V19H204V20H205V19H206V20H207V19L214 20V19L217 18L218 15H220L219 10H221V7H222V6H221V3H222V2H221L220 0H199ZM238 2H239V1H238ZM68 3H69V2H68ZM161 3H162V4H163V3L166 4V5H164V6H166L165 9H164V7H163V10H165V11H166L167 6H170V7H171L173 10H175V11H181V10L185 7V5H186V3H187V0H154L153 2H151V0H120V1H119V4H118V2H117L118 5L115 4V0H111V5H108V4H107V6H112V8H111V12H113L114 16H115V15H116V16L119 15L120 18H121V15H123V16L127 19L126 21H128V20L130 21V25H131L132 22H133V24L131 25V27H134V28H135V30H134L135 33H132V32L130 33L129 30H128L126 34L129 33V35L131 36V37H130V36H129V37H130L131 39L134 38V37L132 38V36H136L137 38H135V39H138V40H134L135 43H136V42H137V43H140V44H139V46H140L141 43H144V42H145V43L147 44V46H148V45H149L148 43H150V42H149V41H150L149 38L154 37L155 33H157V32H155V30H154L155 25H156V24L158 25V23H159V25H160V21H162L161 18L163 17L162 15H163L164 13H162V15H161V12H162V11H161ZM194 3H195V2H194ZM235 3H237V2H235ZM235 3H234V4H235ZM65 4H67V3H64V5H65ZM105 4H106V2H105ZM109 4H110V3H109ZM232 4H233V3H232ZM68 5H70V4H68ZM68 5H66V7H67ZM80 5H81V4H80ZM80 5H77V9H81V8H78V6H80ZM82 5H83V4H82ZM194 5H195V4H194ZM55 6H56V5H55ZM70 6H71V5H70ZM186 6H187V5H186ZM191 6H192V5H191ZM230 6H231V5H230ZM68 7H69V6H68ZM68 7H67V10H66V11L70 10V8H68ZM71 8H72V7H71ZM106 9H107V7H106V5H105V11H106ZM108 9H110V8L108 7ZM167 9H168V8H167ZM184 9H185V8H184ZM186 9H187V8H186ZM229 9H230V8H229ZM233 10H234V9H233ZM105 11H104V12H105ZM182 11H184V10H182ZM182 11H181V12H182ZM71 12H72V9L70 10V13H71ZM168 12H169V10H168ZM194 12H195V11H194ZM194 12H193V13H194ZM67 13H69V11H68ZM67 13H66V14H67ZM106 13H107V12H106ZM176 13H177V12H176ZM228 13H229V12H228ZM109 14H110V12H109ZM187 14H188V13H187ZM68 15H69V14H67V16H68ZM71 15H72V14H71ZM104 15H105V13H104ZM202 15H201V16H202ZM261 15H263V14H261ZM67 16H66V17H67ZM106 16H107V15H106ZM119 16H118L117 18H119ZM123 16H122V17H123ZM161 16H162V17H161ZM195 16H196V15H195ZM227 16H228V15H227ZM250 16H251V15H250ZM69 17H70V15H69L67 18H68V20H69L70 23H71V20H70V19L73 20V18L70 17V19H69ZM109 17H111V15H110ZM160 17H161V18H160ZM206 17H208V18H206ZM24 18H25V17H24ZM117 18L115 17L114 20H116ZM218 18H219V17H218ZM218 18H217V19H218ZM225 18H226V17H225ZM225 18H223V20H224ZM228 18H229V17H228ZM253 18H254V17H253ZM260 18H261V17H260ZM107 19L109 20V21L107 20V23H109L110 21H112V19L110 20V19L108 18V16H107ZM185 19H186V18H185ZM229 19H230V18H229ZM18 20H19V19H18ZM25 20H26V22H28V21H27V18H25ZM25 20H24V21H25ZM28 20H29V19H28ZM124 20H125V19L123 18V21H124ZM183 20H184V19H183ZM225 20H226V19H225ZM245 20H246V19H245ZM256 20H257V19H256ZM258 20H259V19H258ZM4 21H5V20H4ZM24 21H23V23H24ZM74 21H75V20H74ZM78 21L80 22V20H78ZM119 21H121V20L119 19ZM207 21H208V20H207ZM214 21H215V20H214ZM230 21H231V20H230ZM248 21H249V20H248ZM254 21H255V20L253 19V23H254ZM6 22H7V21H6ZM10 22H11V20L8 18V22H7V24H5V25H6L5 28H3V34H4L5 36L2 35V36H4V38H5V37L7 38V36H8V39H9V38H12V36L9 37V35L12 34V29H11V23H10ZM76 22H77V21H76ZM76 22H75V23H76ZM114 22H116V21H114ZM203 22H204V21H203ZM258 22H259L260 29H261V30H260V34H259V37L257 38L258 41L255 39V37L253 36V34H251L250 32H249L250 35H249V36L247 35V34H249V33H248V31H249L248 29H247V30H248V31H247V34H244V32H243V34H242V32H241L242 29L240 28V32H241L242 36H241L239 33H238V34H239L242 38L238 35L237 38H236V40H235V42H234L233 44H232V42L230 41L231 44L233 45L232 50H231L233 54H235V55H240V54L242 53V55H241L240 57L243 56V58H245V55H246L245 53H247L246 49L249 48L251 44L255 45V46H256V50H257V51L254 50L253 53H254L255 51H256V52L259 51V50H258V49H259V44L261 45V46H260V47H261L260 49H262V48L264 49V15L262 16V18H261L259 21H256V23H258ZM23 23H22V24H23ZM104 23H105V22H104ZM110 23H111V22H110ZM116 23H117V22H116ZM118 23H119V22H118ZM120 23H123V22H120ZM177 23H178V20H177ZM187 23H188V22H187ZM199 23H200V20H199ZM204 23H206V22H204ZM223 23H224V22H223ZM231 23H232V22H231ZM247 23H249V22H247ZM253 23H252L251 27H249V28H252V31H253V27H252V26H253ZM0 24H1V23H0ZM128 24H129V22H127V24H125V25H128ZM225 24H226V23H225ZM229 24H230V23H229ZM232 24H233V23H232ZM235 24H236V23H235ZM249 24H250V23H249ZM105 25H106V24H105ZM107 25H108V24H107ZM116 25H117V24H116ZM118 25H119V24H118ZM118 25H117V27H118ZM130 25L127 26L128 29H129V26H130ZM159 25H158V26H159ZM245 25H246V24H245ZM247 25H248V24H247ZM256 25H257V24H256ZM256 25H255V26H256ZM259 25H258V26H259ZM69 26H70V24H69ZM109 26L111 27V24H110ZM109 26H108V27H109ZM113 26L116 28L115 25H112V27H111L112 29H111L110 27H109V28H110L111 30H113ZM201 26H202V25H201ZM73 27H74V25H73ZM175 27H176V26H175ZM194 27H196V26H194ZM224 27H225V25H224ZM234 27H235V26H234ZM24 28H25V27H24ZM75 28H76V29H75ZM79 28H80V27H79ZM104 28L107 29V30L109 29V28H106V27H104ZM205 28H207V27H205ZM205 28H204V26H203V28H201V29H202V32H203V35L207 32L206 30L203 31V29H205ZM14 29H15V28H14ZM25 29H26V28H25ZM27 29H28V28H27ZM70 29H72V28H70ZM130 29H131V28H130ZM157 29H158V27H157ZM157 29H156V30H157ZM166 29H167V28H166ZM168 29H169V28H168ZM180 29H181V25H180ZM198 29H199V27H198ZM0 30H2V29H0ZM79 30H80V32H81V29H78V30H77V26L75 25V27L73 28V35H74V33H75L76 31H79ZM124 30H125V29H124ZM169 30H170V29H169ZM173 30H175V29H173ZM173 30H172V31H173ZM220 30H222V29L220 28ZM224 30H225V29H224ZM244 30H245V29H244ZM15 31H16V29H15ZM15 31H14V32H15ZM70 31H72V30H70ZM109 31H110V30H108V32H109ZM157 31H158V30H157ZM177 31H178V30H177ZM24 32H25V34H26V31H24ZM167 32H170V31H167ZM204 32H205V33H204ZM212 32H213V31H212ZM214 32H215V31H214ZM236 32H237V30H236ZM16 33L18 34V31H16V32L14 33L15 36H18ZM93 33H94V32H93ZM177 33H178V32H177ZM223 33H224V32H223ZM229 33H230V32H229ZM14 34H12V35L14 36ZM75 34H77V33H75ZM78 34H79V32H78ZM123 34H124V33H123ZM126 34H124V35H126ZM168 34H169V33H168ZM171 34H173V32H172ZM213 34H214V35H213ZM213 34H210V35L217 36V35H215V33H213ZM231 34H232V33H231ZM234 34H235V32H234ZM22 35H23V34H22ZM28 35H29V34H28ZM81 35H82V34H81ZM165 35H166V34H165ZM165 35H164V36H165ZM176 35H177V34H176ZM206 35H207V34H205L204 36H206ZM235 35H236V34H235ZM235 35H234V36H235ZM15 36H14V37H15ZM74 36H75V35H74ZM74 36H73V37H74ZM93 36H94V34H93ZM164 36H163V37H164ZM169 36H170V35H169ZM174 36H175V35H174ZM213 36H211V37H213ZM225 36L227 37L228 35L225 34ZM230 36H231V35H230ZM247 36H248V38H247ZM20 37H21V36H20ZM24 37H25V36H24ZM78 37H79V35H78ZM80 37H82V36H80ZM91 37H92V36H91ZM94 37H95V36H94ZM94 37L92 38L91 41H93V39L95 40ZM126 37H127V36H126ZM192 37H193V36H192ZM211 37H210V38H211ZM219 37H220V36H219ZM2 38H3V37H2ZM22 38H23V37H22ZM74 38H75V37H74ZM208 38H209V36H208ZM210 38H209V39H210ZM213 38H214V37H213ZM24 39H25V38H24ZM30 39H31V38H30ZM151 39H152V38H151ZM161 39H162V38H161ZM183 39H184V38H183ZM183 39H182V40H183ZM189 39H190V41H188V42H190V44H188L187 41L185 42L186 44L189 45V46H188V45L185 46V48H188V49H189V47H192V46H190V45L192 44V43H191V40H192V39H191V36H189ZM189 39H188V40H189ZM198 39H199V38H198ZM204 39H206V38H204ZM214 39H215V38H214ZM219 39H220V38H218L217 40H219ZM222 39H223V38H222ZM222 39H221V40H222ZM231 39H232V38H231ZM4 40H5V39H4ZM77 40L79 41V39H77ZM81 40H82V38H81ZM127 40H128V39H127ZM182 40H181V41H182ZM185 40H186V39H185ZM224 40H225V39H224ZM95 41H96V40H95ZM95 41H94L93 43H96V42H97V41H96V42H95ZM129 41H132V43H133V40H129ZM154 41H155V40H154ZM157 41H159V40H157ZM162 41H163V40H162ZM166 41H167V39H166ZM205 41H206V40H205ZM79 42H81V41H79ZM159 42H161V40H160ZM168 42H169V41H168ZM195 42H196V41H195ZM195 42H194V43H195ZM213 42H214V44H215V41H213ZM218 42H221L220 45H222V46L225 45V44H227V43H225V42H224L225 44H224V43L222 44L223 40H222V41H218ZM228 42H229V40H228ZM230 42H229V43H230ZM137 43L135 44V45H137L136 47H138V44H137ZM145 43H144V46H145ZM162 43H164V42H162ZM180 43H181V42H180ZM182 43L184 44V40H183ZM182 43H181V44H182ZM200 43H201V42H200ZM229 43H228V44H229ZM258 43H259V44H258ZM26 44H27V43H26ZM34 44H35V43H34ZM97 44H98V43H97ZM130 44H131V42H130ZM155 44H156V47H155ZM186 44H185V45H186ZM198 44H199V43H198ZM206 44H207V43H206ZM228 44H227V45H228ZM31 45H32V43H31ZM93 45H96V44H93ZM164 45H165V43H164ZM164 45H163V46H164ZM193 45H194V44H193ZM208 45H209V43H208ZM212 45H213V44H212ZM217 45H219V44H217ZM232 45H231V46H232ZM253 45H252V46H253ZM25 46H26V45H25ZM29 46H30V45H29ZM34 46H35V45H34ZM96 46H97V45H96ZM133 46H134V43H133ZM133 46H132V47H133ZM141 46L143 47V45H141ZM152 46H154L155 48H157L158 43H157V42H156V43L154 42ZM200 46H202V45H200ZM231 46H230V47H231ZM134 47H135V46H134ZM134 47H133V49L130 51L131 53L128 54V57H130V58L132 57V59L134 58V60H133V65L135 66V65H136V60H137V61H140V60H138V59L141 58L142 55L140 54L141 51H140V52L138 51L139 53L136 52V54H137V53H138V54L135 56V57H136V60H135V57H134V54H133L132 51H134V53H135V50H138L139 48H137V49L134 50ZM181 47H183V45H182ZM213 47H214V46L209 47L210 50H211V48L213 49ZM220 47H221V46H220ZM230 47H229V45H228V46H227V49L230 48ZM29 48H31V47H29ZM97 48H98V46H97ZM146 48H150V47H146ZM155 48H154V49H155ZM164 48H165V46H164ZM166 48H168V46H166ZM166 48H165V50L163 51L164 54H165ZM169 48H170V47H169ZM192 48H193V47H192ZM194 48H195V47H194ZM194 48H193V49H194ZM197 48L200 49L199 46H198V47H196V49H194V51H195V50H198ZM209 48H207L206 50L208 51ZM221 48H222V47H221ZM223 48H224V47H223ZM26 49H27V46H26ZM33 49H34V48H33ZM154 49H153V50H154ZM188 49H187V50H188ZM193 49H191V50H193ZM218 49H219V46L217 47V51H218ZM230 49H231V48H230ZM99 50H100V48H99ZM99 50H98V51H99ZM140 50H141V49H140ZM153 50H152V52H153ZM167 50H168V49H167ZM210 50H209V52H210ZM215 50H216V48H214L213 51L215 52ZM219 50H220L219 53H221V50H222V49H219ZM228 50H229V49H228ZM247 50L249 51L250 48L247 49ZM26 51L28 52V50H26ZM194 51H191V52H194ZM201 51H202V53H203L204 50L201 48ZM207 51L204 52L203 54L208 53ZM211 51H212V50H211ZM213 51H212V53H213ZM225 51H227V50H225ZM250 51H252V50H250ZM262 51H263V50H262ZM262 51H261V52L259 51V53L262 54ZM29 52H30V51H29ZM32 52H33V51L31 50V53H32ZM76 52H77V50H76ZM95 52H96V49H95ZM95 52H94V53H95ZM152 52L150 51L149 53H152ZM160 52L163 53L162 51H160ZM188 52H190V51L188 50ZM191 52H190V53H191ZM196 52H197V54H198V51H196ZM199 52H200V50H199ZM34 53H35V52H34ZM72 53L75 54V52H71L70 62H71L72 58H73V60L76 59L75 56H74V57L72 56ZM102 53H103V52H101L100 55L105 56V55L102 54ZM149 53L147 54L148 56L151 55V54H149ZM194 53H195V52H194ZM200 53H201V52H200ZM200 53H199V54H200ZM229 53H230V52H228V53L226 52V55L229 54ZM251 53H252V52H251ZM25 54H26V53H25ZM28 54H29V53H28ZM28 54H26V55H28ZM139 54H140L141 57L138 56ZM156 54H157V53H156ZM166 54H167V52H166ZM185 54L188 55L189 53H186V52H185ZM192 54H193V53H192ZM197 54H196V55H197ZM224 54H225V52L223 51V54H219V55H223V56H221V57H224ZM233 54H232V56H233ZM261 54H260V55H261ZM263 54H264V51H263ZM263 54H262V57H263ZM23 55H24V52H23ZM23 55H22V56H23ZM32 55H33V54H32ZM34 55H36V53H35ZM69 55H70V53H69ZM100 55H99V53H98V56H100ZM129 55H132V56H129ZM154 55H155V53H154ZM154 55H153V56H154ZM158 55H159V54H158ZM161 55L163 56V54H161ZM189 55H191V54H189ZM189 55H188V58L190 57V58H189V60H190V59H191V56H189ZM209 55H211V53H210ZM209 55H208V56H209ZM217 55H218V54H217ZM235 55H234V58L236 57ZM250 55H251V54H250ZM255 55H258V53H256ZM260 55H258V56H260ZM24 56H25V55H24ZM24 56H23V57H24ZM98 56H97L96 58H98ZM103 56H101V57L99 58V61L101 60V58H102ZM153 56H152V57H153ZM155 56H156V55H155ZM155 56H154V57H155ZM164 56L167 57L168 55H167V56L164 55ZM176 56H177V55H176ZM199 56H201V55H199ZM203 56H204V55H203ZM205 56H206V55H205ZM212 56H213V55H212ZM229 56H230V55H229ZM248 56H249V55H248ZM26 57H27V56H26ZM26 57H25V58H26ZM78 57H79V56H78ZM78 57H77V58H78ZM138 57H139V58H138ZM157 57H158V56H157ZM159 57H161V56L159 55ZM159 57H158V59H156V60L159 61ZM210 57H211V56H209V58H210ZM214 57H215L214 59H216V60L219 62V60L217 59L218 56L216 57V55H215ZM221 57H220V58H221ZM230 57H231V56H230ZM230 57H229V59H231ZM246 57H247V56H246ZM262 57H261V58H262ZM29 58H30V56H29ZM29 58H28V60H29ZM32 58H33V56H32ZM104 58H105V57H103L102 59H104ZM144 58H145V57H144ZM144 58H143V59H144ZM147 58H148V57H147ZM163 58H164V57H163ZM188 58H187V60H188ZM195 58H196V56L194 57V59H195ZM202 58H203V57L201 56V60H202V62H205V63H202L203 65L205 64V69H203V68L201 69V64H200V66H199V64L196 63V64H198V65L196 66L193 62H192V63H193V66H192V65L189 66V68L191 67V68H190L191 71H195V70H192V69H195V68H196V70H197L198 66L200 67V70H199V68H198L199 71H198V72L196 71V72H197V76H196L197 78H196V79H199V80L202 79V77L205 78V77L207 76V74L210 73V72L207 73V71H209V70H208L209 68L206 69V67H208L209 64L212 63V62L214 63V61H212V60H211V61L208 60V63H209V62H210V63L207 65V64H206V60H204V59H202ZM204 58H205V57H204ZM209 58H208V59H209ZM227 58H228V57H227ZM252 58H253V61H254V59H256V58H257L256 61H258L260 57H259V58H258V57L255 58L254 55H253V57H251V59H252ZM22 59H23V60H27V59H24V58H22ZM105 59H106V58H105ZM132 59H130L129 61L131 62ZM150 59H151V58H150ZM150 59H149V60H150ZM192 59H193V58H192ZM192 59H191L190 61H195V60H192ZM199 59H200V58H199ZM223 59H225V57H224ZM232 59H233V58H232ZM232 59H231V60H232ZM241 59H242V58H240V60H239L240 62H241ZM73 60H72V61H73ZM76 60L78 61V59H76ZM76 60H74L75 64H77V63H76V62H77ZM97 60H98V59H97ZM97 60H96V61H97ZM151 60H152V59H151ZM153 60H154V59H153ZM160 60H161V59H160ZM196 60H197V59H196ZM203 60H204V61H203ZM220 60H221V59H220ZM226 60H228V59H226ZM231 60H229V62H230ZM235 60L237 61V59H235ZM249 60H250V56H249ZM34 61H35V60H34ZM34 61L32 60V62H34ZM104 61H106V63H108V62H107V59L104 60ZM147 61H148V60H147ZM158 61H156V66H157L156 69L159 68L158 66H161V64H160ZM199 61H200V60H199ZM199 61H198V62H199ZM217 61H216V62H217ZM236 61H235V62H236ZM263 61H264V60H263ZM78 62H79V64H80L81 61H78ZM134 62H135V64H134ZM142 62L144 63V60H142ZM142 62L140 63L141 65H138V64H137V65H138V66H142V65H143L142 67H144V64H147V65H148L150 61H149L148 63H144V64H143ZM160 62H161V61H160ZM184 62H185V61H183V63H182V64H183V66H182V70L185 69V72H186V71H187V67H188V65H190V64H188V62H187V64L185 63V66H184ZM235 62H234V63H235ZM237 62H238V61H237ZM242 62H243V60H242ZM249 62H251V61H249ZM249 62L246 61V62H244V64H242V65H243V66H242V69H245V68H246L245 70H242V71H241L242 73L240 72V74H239L238 71L236 72V73L239 75L238 77H237V75H236V77L238 78L239 81L241 80V78L239 79V77H241L242 74H244V75H242V76H243L242 80H243V79L245 78V76L247 75V73L250 72V71H249V68H250L251 66H250V65L248 66ZM22 63H23V62H22ZM24 63H25V62H24ZM103 63H105V62H103ZM106 63H105V64H106ZM158 63H159L160 65H157ZM192 63H191V64H192ZM213 63H212V64H213ZM245 63H246V64L248 63L247 66H245ZM108 64H109V63H108ZM214 64H215V63H214ZM230 64H231V62H230ZM230 64H229V65H230ZM239 64L241 65V63H239ZM251 64H252V63H251ZM260 64H261V62H260ZM263 64H264V63H262V65H263ZM0 65H1V64H0ZM3 65H4V64H3ZM5 65H6V64H5ZM5 65H4V66H0V67H1V72H0V87H1V88H2V87H6V88L9 90V92L11 93V95H13V96H20V93H19V91L17 90V87L15 86L14 82L12 81V78L10 77V75H9V73H8V69H6ZM109 65H110V64H109ZM130 65H132V63H130ZM130 65L128 64L129 67H130ZM147 65H145L144 68H146ZM149 65H150V64H149ZM149 65H148L149 69H150V67H151V69H152V66H151V65L149 66ZM153 65H154V63H153ZM194 65H195L196 67H194ZM203 65H202V67H204ZM232 65H234V64H231V66H232ZM235 65L237 66V63H236ZM77 66H81V65H78V64H77ZM106 66H107V64H106ZM106 66H104V67H106ZM128 66H127V67H128ZM134 66H133V67L131 66V67H132L133 69H134L135 67H136V69H138L137 66H135V67H134ZM156 66H155V67H156ZM214 66H215V65H214ZM217 66H218V65H217ZM73 67H74V66H73ZM75 67H76V65H75ZM108 67H109V69H110L111 66H108ZM129 67H128V70L130 69ZM185 67H186V68H185ZM192 67H194V68H192ZM209 67L212 68L213 65H212V66H209ZM257 67H258V66H257ZM259 67H260V66H259ZM259 67H258V68H259ZM77 68H79V67H77ZM80 68H82V67H80ZM97 68H98V67H97ZM100 68H101V67H100ZM153 68H154V67H153ZM218 68H219V67H218ZM228 68H230V67H228ZM228 68H227V69H228ZM232 68L235 69L236 67H235V66H234V67L232 66V67L230 68L231 70H228V72H227V76L229 75V76H228L229 79H230V76H231V78H232V76H233V75L230 73V71H233ZM261 68H262V67H261ZM261 68H260V69H261ZM101 69L103 70V68H101ZM101 69H100V70H101ZM106 69H107V68H106ZM106 69H105V71H106ZM126 69H127V68H126ZM140 69H141V68H139L138 70H135V71H137L136 73H135V71L133 70V71H134V74H137V75H138ZM149 69L147 68L146 70H149ZM216 69H217V67H216ZM219 69H220V68H219ZM219 69H218V71H217V70H216V71H217V72H220L221 69H220V70H219ZM239 69L241 70L240 67H239ZM96 70H97V69H96ZM107 70H108V69H107ZM110 70H111V69H110ZM128 70H126V71H128ZM130 70H131V69H130ZM161 70H162V69H161ZM202 70H206V71H204V72L201 74ZM210 70H211V69H210ZM237 70H238V68H237ZM250 70H251V69H250ZM46 71H47V70H46ZM81 71H84V69H83V70L81 69ZM81 71H80V73L82 74ZM112 71H113V70H112ZM112 71H109V74H110ZM133 71H131L132 74H133ZM141 71H142V69H141ZM153 71H154V70H153ZM153 71H151V72H153ZM180 71H181V70H180ZM183 71H184V70H183ZM191 71H189V69H188V73H189V74L192 73ZM216 71H215V72H216ZM244 71H246V72H244ZM256 71H257V76H258V73H261V72H262V71H260V70H259L260 72H258V70H256ZM47 72H48V71H47ZM97 72L100 73L99 71H97ZM103 72H104V71H103ZM128 72H129V71H128ZM147 72H148V71H147ZM149 72H150V71H149ZM149 72H148V73H149ZM157 72H158V71H156V73H157ZM160 72H161V71H160ZM160 72L158 73V75L160 74ZM185 72H184V74H182L183 72L181 71L180 74H182V75H184V76H185V74H186V76H187V73H185ZM190 72H191V73H190ZM199 72H200L201 75H203L202 77L199 75ZM212 72H213V69H212ZM215 72H214V73H215ZM234 72H235V71H234ZM234 72H233V73H234ZM254 72H255V71H254ZM85 73H86V72H85ZM106 73H107V71H106ZM113 73H116V71L113 72ZM113 73H111L112 75L110 74V78H111V76H112V77L116 76V74L113 75ZM122 73H123V72H122ZM124 73H125V71H124ZM141 73H143V72H141ZM161 73H163V72H161ZM194 73H195V72H193L192 74H194ZM206 73H207V74H206ZM229 73H230V74H229ZM255 73H256V72H255ZM16 74H17V71H16ZM88 74H89V73H86V76H87ZM126 74H127V72L123 75V77H124V76H128V74H127V75H126ZM134 74H133V77H134ZM149 74H150V76L152 75L151 73H149ZM149 74H148V75H149ZM210 74H212V77H213L214 74H213V73H210ZM218 74H219V73H218ZM262 74H263V77H264V73H263V72H262ZM262 74H261V75H262ZM82 75H85V74L83 73ZM121 75H122V74H121ZM143 75H145L146 77L148 76V75L146 74V72H145V74H143ZM156 75H157V74H156ZM158 75H157V76H158ZM182 75H181V76H182ZM194 75H196V74H194ZM194 75H193V76H194ZM198 75L200 76L199 78H198ZM261 75H259L260 78H261ZM102 76H103V75H102ZM130 76H131V74L129 75V78H130ZM150 76H149V77H150ZM157 76H156V77H157ZM163 76H165V74H164ZM184 76H182V77H184ZM189 76H190V75H189ZM204 76H205V77H204ZM210 76H211V75H209L208 77L211 78ZM215 76H217V75L215 74ZM215 76H214V78H215ZM218 76H219V75H218ZM227 76H226V77H227ZM234 76H235V74H234ZM257 76H256V77H257ZM100 77H101V76H100ZM141 77H142V80H141V78L139 77V78H140L139 81H141V82H139V83H141V84H142V83H146V84L149 86V82H150V80H149V82H148V81H145V79L148 80L149 77H147V78L144 77V76H141ZM152 77H153V79H154V76H152ZM179 77H180V76H179ZM194 77H195V76H194ZM208 77H207L206 79H204L205 83H207L206 81L209 80ZM228 77H227L226 79H228ZM256 77L253 78L254 81L257 80V79L259 78V77H258V78H256ZM103 78H104V76H103ZM114 78H115V77H114ZM129 78H128V77H127V78L125 77L126 80L128 79V82H127L126 80H124L123 78H122V80H124L125 82L129 83ZM131 78H132V77H131ZM143 78H145V79H144V82H143ZM157 78H158V77H157ZM157 78H155V79L157 80ZM164 78L166 79V77H164ZM184 78H185V77H184ZM187 78H188V79L185 80V81H187V82H188V81L191 82L193 77H192V75H191L190 77H187ZM237 78H236V80H237ZM48 79L50 80L51 83L56 84V83L52 80V75L48 76ZM89 79H90V78H89ZM100 79H101V78H100ZM106 79L108 80L109 77L106 76ZM112 79H113V78H112ZM119 79H120V78H119ZM136 79H137V77H136ZM150 79H151V77H150ZM165 79H164V81H165ZM167 79H168V78H167ZM185 79H186V78H185ZM189 79H191V80H189ZM229 79H228V80H229ZM86 80H88V79L86 78ZM102 80H103V79H102ZM122 80H121V83H122V84H123V83L125 84V82H122ZM130 80H131V79H130ZM232 80H233V79H232ZM236 80H235V81H236ZM258 80H259V79H258ZM262 80H263V79H261L260 81L262 82ZM100 81H101V80H100ZM104 81H105V80H104ZM104 81H103V82H104ZM112 81H113V84L116 83V82H115L116 80H112ZM136 81H137V80H136ZM164 81H163V82H164ZM172 81L174 82V80H172ZM172 81H171V79H170V82H172ZM181 81H182V82H181ZM185 81H184V82H185ZM204 81H203V80H202V81L200 80L201 83L204 82ZM230 81H231V80H230ZM239 81H236V83L238 84ZM88 82H89V81H88ZM106 82H107V81H105V84H106ZM132 82H133V80L131 81V83H132ZM147 82H148V83H147ZM152 82H154V81L152 80ZM156 82H157V81H156ZM159 82L161 83L160 79L158 78V83H159ZM163 82H162L161 84H163ZM168 82H169V81H168ZM173 82H172V83H173ZM187 82H185V83H187ZM193 82H194V81H193ZM197 82H198V81H197ZM197 82L195 81L194 83H192L193 85L196 83V89L198 88V86L201 87V84L197 86ZM200 82H199V83H200ZM227 82H228V81H227ZM241 82H242V81H241ZM241 82H240V84H241ZM261 82L259 83L260 86H261ZM101 83H102V81H101ZM119 83H120V81H119ZM139 83H138V81H137V83H136L135 85H137V84H139ZM158 83H157V84H158ZM160 83H159V84H160ZM164 83H165V82H164ZM176 83H177L178 85L181 84V83H183V79H180V83H178V81H175V84H176ZM228 83H229V82H228ZM231 83H232L231 88H230V86H229L228 89H230V90L232 91V94H233V92H235V91L237 90V89H235V91H234V89H232L234 84H235V86H236V83L233 82V81H231ZM251 83H252V81H250V83H249V84H250V87L252 86L253 88H255V86H254V85H251ZM254 83L256 84V83H258V82H254ZM102 84H104V83H102ZM105 84H104V85H105ZM107 84H108V83H107ZM107 84H106V85H107ZM109 84H110V80H109ZM109 84H108V85H109ZM129 84H130V83H129ZM132 84H133V83H132ZM132 84H131V85H132ZM159 84H158V85H159ZM177 84H176V85H177ZM188 84H189V83H188ZM208 84H210V83H208ZM240 84H238V86H239ZM249 84H247V85H249ZM262 84H263V83H262ZM106 85H105V86H106ZM108 85H107L106 89H108ZM114 85H116V84H114ZM114 85H112V86H114ZM126 85H127V84H126ZM126 85H124V87H125ZM142 85H143V84H142ZM142 85H141V86H142ZM147 85H146V88H147ZM150 85H151V83H150ZM163 85H164V84H163ZM163 85H161V86H163ZM171 85H172V84H171ZM171 85H170V86H171ZM182 85H184V84H182ZM193 85H192V86H193ZM204 85H205V84H204ZM204 85L202 84V86H204ZM229 85H230V84H229ZM257 85H258V84H256V86H257ZM263 85H264V84H263ZM89 86L91 87V85H89ZM93 86H94V85H93ZM96 86H97V85H96ZM117 86H118V85H117ZM121 86L123 87V85H121ZM127 86H128V85H127ZM139 86H140V85H139ZM151 86H152V85H151ZM167 86L169 87V85H167ZM167 86H166L165 88L168 89ZM179 86H181V85H179ZM179 86H177L178 91H179V90L181 91V89H182V90L184 89V90H183L184 93H185V89H186V88H187V89H186V92L189 91V90H188L189 88H192L191 90H193V91H191V92H194V90H195V88H194L195 85H194L193 87H189V85H186V86L184 85L186 88H185L184 86H183V87H179ZM187 86H188V87H187ZM206 86H207V88H206ZM226 86H228V84H227ZM226 86H225V87H226ZM238 86H236V87L238 88ZM110 87H111V86H110ZM114 87H115V86H114ZM133 87H134V85H133ZM135 87H137V86H135ZM135 87H134L133 90H135V93H136V92L138 91V89H137V91H136ZM153 87H154V85L152 86V88H153ZM156 87H158V86H155V90H157ZM174 87H176V86L173 85V88H174ZM236 87H234V88H236ZM261 87H262V86H261ZM102 88H103V87H102ZM138 88H140V87H138ZM142 88L145 89L144 86H143ZM142 88H140V89H142ZM149 88H150V87H149ZM149 88H148V89H149ZM171 88H172V87H171ZM201 88H202V87H201ZM201 88H200L201 92H202V91L205 92V90L208 91L209 86L206 84V85H205V89H204V87H203L204 90H202ZM248 88H249V87H248ZM257 88H259V86H257L256 89H257ZM2 89H3V88H2ZM91 89H93V88H91ZM94 89H96L95 86H94ZM94 89H93V90H94ZM109 89H110V88H109ZM109 89H108V90H109ZM112 89H113V88H112ZM115 89H117V88H115ZM125 89L127 90V88H125ZM125 89H124V91H125ZM140 89H139V90H140ZM158 89H159V88H158ZM167 89H166V91H167ZM174 89H175V88H174ZM174 89H172V90H174ZM259 89H260V88H259ZM39 90H40V89H39ZM41 90H42V88H41ZM41 90H40V91H41ZM110 90H111V89H110ZM128 90H129V89H128ZM128 90H127V91H128ZM152 90H153V89H152ZM155 90H154V91H155ZM169 90H170V87H169ZM223 90H224V89H223ZM238 90H239V89H238ZM238 90H237V91H238ZM249 90H250V89H249ZM262 90H263V89H262ZM150 91H151V90H150ZM150 91H147V92H150ZM158 91H159V90H158ZM174 91H175V90H174ZM174 91H173V92H174ZM197 91H198V92H197ZM197 91H196V92L199 94V90H197ZM237 91H236V92H237ZM251 91H253V90L251 89ZM251 91H249V93H251ZM41 92H42V91H41ZM129 92L131 93V91H129ZM129 92H128V93H129ZM138 92H139V91H138ZM140 92H141V91H140ZM140 92H139V93H140ZM143 92H145V90H144ZM160 92H161V90H160ZM169 92L171 93L172 91H169ZM196 92L192 93L191 96H190V94H189V92H188L187 97H189V96H190V97H193V96H194L193 94H195ZM201 92H200V93H201ZM204 92H203V93H204ZM215 92H217V91H215ZM224 92H226V89H225ZM254 92H255V91H254ZM34 93H37V92H36V89H35V91L33 92V94H34ZM46 93H48V95H49L50 92L48 91V92H46ZM46 93H44V95H45ZM109 93H112V92L109 91ZM150 93H151V92H150ZM152 93H153V92H152ZM152 93H151V95L153 96L154 93H153V94H152ZM156 93H157V91H156ZM161 93H162V92H161ZM164 93H168V92H165V90H164ZM164 93H163V95H166V94H164ZM184 93H183V94H184ZM197 93H196V94H197ZM203 93L200 94L201 96H199V95L197 94V96H198L199 98L196 97V96H195L196 98L194 97V98H195V101L197 100V101H196L197 103H198V101H200V99L202 100V98H206V99H207V97H206V96H207V95H206L207 93L204 95L205 97L202 95ZM217 93H219V92H217ZM168 94H169V93H168ZM172 94H173V93H172ZM178 94H179V93H178ZM181 94H182V93H180V95H178V97L181 96ZM213 94H214V92H213ZM232 94H230V96H229V95H227V93H226V96H227V97L229 96L228 99H231L230 97H231ZM239 94H240V93H239ZM245 94H246V97L250 95V98L254 95V93H253V94L251 93V94L247 95L248 92H246ZM255 94H257V95H255V98H253V100H254V99L256 100V99H257L256 97L258 96V98H259L258 100H259V101L257 100V102H255V100H254V102H255V103H254L253 100H252V103H254L255 105H256V103H257V105H259L258 109H260V110H258L259 112H257V113H259V114L256 115V119H255V120L258 119V121H259V118H257V116H259V115L262 113L261 109H264V108H263L264 102H263V105H260V104H261V103H260V100H261V102H262V98H260V97H262L263 94H259L260 97H259L258 93L255 92ZM35 95H36V94H35ZM35 95H34V96H35ZM48 95H47V96H48ZM110 95H111V94H110ZM133 95H134V91H133ZM139 95H140V94H139ZM145 95L147 96L148 94H145ZM161 95H162V94H160V96H161ZM174 95H175V92H174ZM217 95H218V94H217ZM220 95H221V94H220ZM220 95H219V96H220ZM236 95H237V94L235 93V98L238 100L239 97L237 98ZM241 95H242V94H241ZM241 95H240V97H241ZM251 95H252V96H251ZM127 96H129V94H128ZM131 96H132V95L129 96L130 99H131ZM160 96H159L158 98H160V100H162ZM183 96H184V97H180V99H183V98H184L185 100L188 99V98L186 97V94L183 95ZM224 96H225V95H224ZM226 96H225V97H226ZM244 96H245V95L243 94V98H244ZM110 97H111V96H110ZM143 97H144V96H143ZM147 97L149 98V95H148ZM185 97H186L187 99H186ZM200 97H201V98H200ZM221 97H222V96H220V97L218 98V99H219V102H218L219 104L217 103L218 100L216 101V98H214L215 104H213L214 107L212 106V109H214V110H212L213 112H216V113H217V111H215V110H216V109H215V105L221 106V104H220V98H221ZM227 97H226V98H227ZM253 97H254V96H253ZM134 98H135V100H136V98L139 99L138 97H135V95H134V96L132 97V99H133L134 102H135ZM155 98H156V97H154V99H155ZM166 98H167V97H166ZM166 98L164 97V101L162 100L164 103H166V101H167ZM197 98H198V99H197ZM223 98H224V97H223ZM223 98L221 99V101L223 100ZM226 98H225L224 101H226ZM263 98H264V97H263ZM132 99H131V100H132ZM149 99H150V98H149ZM154 99L151 98V101L154 100ZM165 99H166V100H165ZM177 99H178V98H177ZM184 99H183V100H184ZM192 99H193V98H192ZM206 99H203V100H202V101H203L202 104H206V106H208L207 103H205V101L208 102V99H207V100H206ZM228 99H227V100H228ZM240 99H241V98H240ZM240 99H239V100H240ZM247 99H248V98H247ZM247 99L245 98V100H247ZM251 99H252V98H251ZM251 99H249V100H251ZM160 100H159V101H160ZM263 100H264V99H263ZM4 101H5L4 97H2V95H0V199H1V200L3 201V203H4V204H1V205H0V219H1V217H4V218L10 220V229H11L12 232H13V231H16V232L20 233V231H22V229H27V230H26V235H27V236H28V235H31V236H30V237H31V240L33 239L32 244L34 243V245H35V244H36V238H35L36 234H35V232H37L36 230H38L39 227H43V230H44V231H48V230H49V224L43 222V209H42L41 207H39V206H31L30 204H26L25 208H21V207H19V206L17 205V203L15 202V197H14V196H15V190H17L18 187L20 186V184L22 183V181H23V177H22V171H21V169H20V166H21V165H20V162H19V163H18V162H15V160H14V158H13V152H14L13 147L9 144L8 146H6V147L3 149V146H4V144L6 143V141H8V140L10 139V137H9L10 130H12V128H13V122H12L13 116H12L11 114H7V115L4 114V110H3V106H2L3 103H4ZM15 101H16V100H15ZM136 101H137V100H136ZM141 101H143L142 98H141ZM141 101L139 100L140 103L137 102V104L139 103L138 105H140V104L142 103ZM149 101H150V100H149ZM151 101H150V102H151ZM154 101H155V100H154ZM154 101H153V102H154ZM159 101H158V99H157V102H158V103H159ZM177 101H178V100H177ZM179 101H180V100H179ZM195 101H194V99H193V101L191 100L192 105H193V103H195ZM224 101H223V103H222V102H221V103L224 104V105H226V103L228 104L227 101H226V103H224ZM229 101H230V100H229ZM247 101H248V100H247ZM247 101H245V104H246ZM70 102H71V99H70V100L68 99V97L66 96V94H65L64 90L62 89V87H61V86H57V89H56V95L54 96V108H55L54 113H53V110H51L52 112H51V111H47V112L45 111V112H46V113L44 114V115H45V118H43V119H45V121H44V123H42V124H41V122H40V133L37 134V135H38V136H37V141H38V146H39L38 149H39V150H36V152L38 151V152H37V155H36V158H37V159H42V158H43V161H44V170H46V171H48V168H49L50 165H52V166L55 165L54 167H56V164H58V163H59L58 166H57L58 169H56V168H57V167H56L55 170H59V169L61 168V167L59 168V165H61V164L64 163L65 165H62V166H67V168H69V169L71 168V169L75 172V174L72 173V170H71V169H70V170H71V171H70V170L67 169L66 167H63V170L60 169V171H65V169H67L66 171H70V173H72V174L68 173L69 176H70V175L73 176V174H74L73 177H78V174H79V173H82V174L85 173V174H86V172H85V171H86V170H85L86 168L84 169L85 166H83V163L86 161V159H84V157H85V155H86V154H85L86 151H85V153H84V152H81L82 149L80 150V145H81L80 143H81V141L83 142V144H82L83 146H82L81 148L84 149V145H85V143H84L83 140H85V138H84V139L82 138L83 140H77V141H76V139H74V138L71 136L70 132L68 133V131H67L68 129H67L66 123H64V121H65L64 118H65V116H66V118H67V116H69L68 114H70V106L72 105V103L70 104ZM145 102H146V101H145ZM163 102H160V103L162 104V107H163ZM172 102H173V101H172ZM182 102L185 103V101H182ZM182 102H181V103H180V102L178 103V105L180 104V105H179L180 107H179V108H176V112L179 113V115L181 114L180 116L183 115L182 117L185 116L184 118H186V117H187V116H186L187 114L184 115L185 112H184V113L182 112V110H183V111L186 110V108H185V104L182 103ZM237 102L240 103V101H237ZM243 102H244V99H243ZM258 102H259V103H258ZM147 103H148V102H147ZM155 103H156V102H155ZM155 103H154V105H155ZM160 103H159V104H160ZM168 103H169V102H168ZM168 103H166V104H168ZM170 103H171V102H170ZM170 103H169V105H170ZM173 103L175 104V102H173ZM173 103H171V104H173ZM186 103H188V102H186ZM197 103H195V104H197ZM212 103H213V102H212ZM216 103H217V104H216ZM241 103H242V102H241ZM241 103H240V104H241ZM248 103L250 104V101H249ZM252 103H251V104H252ZM33 104H34V103H33ZM61 104H62L64 107H63ZM142 104H143V103H142ZM181 104H183V106H182ZM200 104H201V101H200ZM200 104H197V105H200ZM251 104H250V105H251ZM37 105H38V103H37ZM59 105H61V106L59 107ZM156 105H157V104H156ZM164 105H165V104H164ZM175 105H176V104H175ZM186 105H187V104H186ZM189 105H190V102H189ZM197 105H196V106H197ZM210 105H212V104H210ZM224 105H223L222 108L225 109V111H226V108H227V107L224 108ZM250 105H248V106H250ZM31 106H32V104H31ZM34 106H35V105H34ZM34 106H32V107H34ZM140 106H142V105H140ZM146 106H148V105H146ZM146 106H145V107H146ZM149 106H150V105H149ZM166 106H167V105H166ZM166 106H164V107H166ZM196 106L194 105V108H195ZM237 106H238V104H237ZM251 106H253V104H252ZM251 106H250V107H251ZM151 107H153V106H151ZM155 107H156V106H155ZM159 107H160V106H159ZM162 107H161V108H162ZM164 107H163V108H164ZM167 107H168V106H167ZM167 107H166V108H167ZM172 107H174V106H172ZM176 107H178V106L176 105ZM182 107H184V108H182ZM186 107H187V106H186ZM202 107H203V105H202ZM230 107H231V106H230ZM242 107H243V103H242ZM245 107H247V105L244 106V110H246ZM37 108H38V107H37ZM59 108H60V109H59ZM62 108L65 109L66 113H65L64 110H62ZM166 108H165V111L167 110ZM174 108H175V107H174ZM187 108H188V107H187ZM190 108H192V107L190 106ZM198 108H199V110H198ZM198 108H196V109H197V112H200V111H201V110H200L201 106L198 107ZM203 108H206V107H203ZM209 108H210V107H208V109H209ZM217 108H218V107H217ZM222 108H221V110L223 111ZM238 108H239V106H238ZM240 108H241V107H240ZM240 108H239V110H242V108H241V109H240ZM255 108H256V107H255ZM52 109H53V108H52ZM177 109H178L179 112L177 111ZM179 109H181V112H180ZM196 109H195V110H196ZM206 109H207V108H206ZM32 110H33V111H32ZM72 110H73V108H72ZM172 110H173V112H172V114H173V113L175 112V111H174L175 109L172 108ZM195 110H194V112H195ZM204 110H205V109H204ZM204 110H203V111H204ZM218 110L220 111V113L222 112L220 109H218ZM227 110H228V109H227ZM237 110H238V109H237ZM239 110H238V114H240V113L243 114L242 112H244V111L242 110V112H241V111L239 112ZM247 110H248L249 113H250V111H251V114H252V108H251V110H249V109H247ZM253 110L255 111V109H253ZM30 111H32V112H29V115L27 114L26 118L29 119V122H28V123H30L31 125H33V126L35 127L36 125H38V122H37L38 119H39V118H38V109H36V107H35V109L32 108V109H30ZM59 111H60V112H59ZM191 111H192V110H191ZM206 111H207V110H206ZM219 111H218V112H219ZM48 112L53 113L52 117L49 116L50 114H49ZM62 112L65 114V116H64V114H62ZM73 112H74V111H73ZM73 112H72V113H73ZM125 112H126V114H128L127 111H125ZM176 112H175L174 116L172 117L173 119L171 118V119H172L171 122L174 123V124H172V125L175 126V125H176L175 122H178L179 124H180L181 122H183V123H185V126H188V125H189V128L193 125V124L191 123V126H190V124H188V123H190V122H186V121H188V120L191 121V119L193 120L194 116H193V118H190L189 116L192 117V115H188V117H187L188 119H186V121L183 119L185 122L182 120V117H180L181 120H180V118L178 117V121H176V120H177V118H176V114H177V113H176ZM189 112H190V110H189ZM201 112H202V111H201ZM204 112H205V111H204ZM204 112H202V113L205 114V116H206L207 112H206V113H204ZM210 112H211V110H210ZM260 112H261V113H260ZM74 113H75V112H74ZM150 113H151V111H150ZM150 113H149V114H150ZM156 113H157V112H156ZM164 113L166 114V112H164ZM167 113H168V112H167ZM169 113H170V112H169ZM169 113L166 114V115L171 116V113H170V114H169ZM186 113H187V111H186ZM191 113L193 114V112H191ZM220 113H217V114H220ZM249 113H248V114H249ZM255 113H256V112H255ZM61 114H62L63 116H62ZM146 114H147V113H146ZM149 114H148V115H149ZM152 114H153V112H152ZM200 114H201V113H200ZM200 114H198V115L200 116V119H201V115H200ZM211 114H212V113H211ZM241 114H240V115H241ZM251 114H250V115H247V114H246V115L249 116V117H250V116L252 117ZM253 114H254V112H253ZM263 114H264V113H263ZM263 114H262V115H263ZM166 115H165L166 119L168 120V122H170V119H168ZM194 115L196 116L197 114H194ZM209 115H210V114H209ZM221 115H223V114H221ZM240 115H239L238 117H241V118H239V119H238L239 121H238V120H237V121H238V123L240 122L239 124H242L240 120L243 118V116H242V115L240 116ZM262 115H261V116H262ZM73 116H74V119H75V115L72 114V117H73ZM76 116H77V115H76ZM144 116H145V115H144ZM151 116H152V115H150V116H148V117H151ZM153 116H154V114H153ZM203 116H204V115H203ZM203 116H202V117H203ZM207 116H208V115H207ZM218 116H220V115H218ZM247 116H245V117H247ZM126 117H127V116H126ZM154 117H155V116H154ZM162 117H163V116H162ZM212 117H213V116H212ZM212 117H211V118H212ZM215 117H216V116L214 115V118H215ZM223 117H224V115H223ZM249 117H247V118H249ZM251 117H250V118H251ZM253 117H254V116H253ZM253 117L251 118V122H252V125H253V126H252V125H249V126H248L249 131L251 130V128H252V130H253V129H254V130H257V128H256L257 126H256V125L254 126V124H253V123H256L255 120H254L255 122L252 120V119H254ZM263 117H264V116H263ZM4 118H6V122H5V123H3V119H4ZM76 118H77V117H76ZM129 118H130V115H129L127 118H125V119H127L125 122L123 121V119H120V118H119V119L116 118V119H117L116 121H115V118H114V120L112 119L113 121H115V122H113L115 125H116V123H118L117 125L119 126L121 123H122V124L124 123V124H123L124 127H123V125L121 124V125H120V126H121L120 128H119V127H117V128L115 127V128H116V129L119 128L120 131H121V133H122V130H121L122 128H123V130H124V129H128V128H125V127L128 125V121H129L130 123H133V121H130L131 119H129ZM169 118H170V117H169ZM205 118H208V117H205ZM209 118H210V116H209ZM211 118H210V119H211ZM214 118H213V119H214ZM221 118H222V117H220L219 119L221 120ZM261 118H262V117H261ZM128 119H129V120H128ZM153 119H154V118H153ZM155 119H156V118H155ZM174 119H176V120H174ZM196 119L198 120V118H196ZM200 119H199V120H200ZM202 119H204V118H202ZM215 119H216V118H215ZM245 119H246V118H244V121H247V120L249 121V119H246V120H245ZM67 120H68V119H67ZM118 120H119V121L121 120V121H120L121 123H120ZM167 120H166V121H167ZM173 120H174L175 122H173ZM206 120H207V119H206ZM211 120H212V119H211ZM222 120H224V119H222ZM260 120H261V122H260V121H259V122L262 123V122H263L262 119H260ZM74 121H76V120H74ZM74 121H73V123H72V126L75 125V124H74ZM156 121H157V120H156ZM179 121H180V122H179ZM194 121H195V120H194ZM209 121H210V120H209ZM248 121H247V123H248ZM258 121H257V123H258ZM76 122H77V121H76ZM76 122H75V123H76ZM146 122H147V119H146ZM191 122H192V121H191ZM204 122H205V123L200 122V123H202V126H203V128H201L202 126H201V125H198V124H199V121H197V125H198L197 127H198V129H200V128H201V129H205L204 127L206 126V128H207L208 130L211 131V130H213V129H209V128L212 127V126H214V124H215L216 122H218V119H216V122H214V123H211L212 121H210V122L208 123V121H205V120H204ZM220 122H221V121H220ZM220 122H219L217 125L215 124V126H217L216 128H219V127L222 126V124L220 125ZM113 123H112V124H113ZM119 123H120V124H119ZM125 123H127V125H125ZM157 123H158V122H157ZM183 123H182V124H183ZM206 123H208V125H209V124H211V125L213 124V125H212V126L210 125L209 127H207V124H206ZM222 123H223V122H222ZM245 123H246V122H244L242 125L244 126ZM249 123H250V121H249ZM260 123H259V124H260ZM263 123H264V122H263ZM133 124H135V123H133ZM170 124H171V123H170ZM186 124H188V125H186ZM195 124H196V123H195ZM203 124H206V125L204 126ZM117 125H116V126H117ZM135 125H136V124H135ZM147 125H148V124H147ZM150 125H151V124H150ZM150 125H149V128L151 127ZM167 125H168V124H167ZM172 125H171V126H172ZM180 125H181V124H180ZM180 125L177 124L178 127H180ZM183 125H184V124H183ZM218 125H220V126L218 127ZM237 125H238V124H237ZM246 125H247V124H246ZM246 125H245V126H246ZM76 126H77V125H75L74 128H75L76 132L78 133V130H79V129H76ZM112 126H113V125H112ZM129 126H130V125H129ZM131 126H132V124H131ZM152 126H153V128H154V126H159V125H155V124H154V125H152ZM168 126H169V125H168ZM185 126H183V131H185L184 128H186V129L188 128V127H185ZM195 126H196V125H194V126H192V127H194V129H196ZM199 126H200V128H199ZM215 126H214V127H215ZM235 126H236V125H235ZM235 126L233 125V126H232V127H233L232 129H234ZM243 126H242V127H243ZM245 126H244V127H245ZM261 126H263V125H261ZM77 127L79 128V126H77ZM175 127H176V126H175ZM181 127H182V125H181ZM181 127H180L179 129L176 128L175 131H177V130L180 131V130L182 129ZM239 127H240V125H239L238 127L236 126V129L239 128ZM250 127H251V128H250ZM130 128H132V127H130ZM134 128H135V127H134ZM134 128H133V129H134ZM158 128L160 129V127H158ZM169 128H170V127H169ZM245 128H246V127H245ZM119 129H118V130H119ZM154 129H156V131H155L154 133H152V134H153V135H156V133H157L158 130H157L156 127H155ZM171 129H172V128H170V131H171ZM173 129H175V128H173ZM207 129H206V131H205V130H202L203 133L208 132ZM219 129H220V128H219ZM240 129H241V128H240ZM243 129H244V128H243ZM243 129H241L242 132H243ZM258 129H259V128H258ZM70 130L75 131L73 128L71 129V127H70ZM108 130L111 131L110 128H109ZM128 130H129V129H128ZM134 130H135V129H134ZM150 130H152V129L150 128ZM187 130H188V129H187ZM187 130H186V131H187ZM192 130H193V129H192ZM192 130H191V132H189V133H192V132H193ZM234 130H235V129H234ZM234 130H232V131H233V134H234L233 137L235 138V137H237V135H239L241 132L237 129V130L239 131V133H237L238 131L236 130V131H237V132H236L237 134L235 135V131H234ZM73 131H72V132H73ZM79 131H80V130H79ZM113 131L115 132V130H113V128H112V132H110V133H113V136H115L114 134L119 135V134H117L119 131H117L116 133H114ZM126 131H127V130H126ZM126 131H125V133H126ZM131 131H132V130H131ZM135 131H136V130H135ZM135 131H134V132H135ZM153 131H154V130H152V132H153ZM175 131H174V137H176L175 134H178V136H179V133H175ZM186 131H185L186 134L184 133V135H183L184 137H185V135L188 134V132H186ZM200 131H201V130H199V132H198L199 135L201 134ZM204 131H205V132H204ZM210 131H209V132H210ZM216 131H217V129H215V132H216ZM229 131H231V130L229 129ZM244 131H245V132H248V130L246 131L245 129H244ZM38 132H39V131H38ZM180 132H182V131H180ZM195 132H197V131H194V132H193V135H195ZM212 132H214V131H211V133H212ZM221 132H222V131H221ZM245 132H243V133H241V134H244ZM252 132H254V131H252ZM252 132L250 131V134H252ZM119 133H120V132H119ZM125 133H124V134H125ZM182 133H183V132H182ZM211 133H209V135H211ZM262 133H263V132H262ZM73 134H75V133L73 132ZM124 134H123V135H124ZM127 134H128V132L125 134V135H126V136L124 137L125 139H126L127 137H129V135L131 136V138H132V136H135V135H133V133H131L132 135H131V134L127 135ZM134 134H135V133H134ZM157 134H158V133H157ZM160 134H161V133L158 134L160 137L157 135L159 138L154 137V138H157V141H158V139L161 140L160 138H162V135H160ZM171 134H172V133H171ZM212 134H213V133H212ZM215 134H218V133H215ZM221 134H224V133H221ZM233 134H229V135H231V137H232ZM247 134H248V133H247ZM253 134H254V133H253ZM255 134H256V133H255ZM255 134H254L253 136H254V137H257V136H255ZM76 135H77V134H76ZM76 135H74V136H76ZM78 135H79V134H78ZM78 135H77V137H79ZM108 135H109V133H108ZM120 135H121V134H120ZM123 135H122V137H123ZM191 135H192V134H190V136H191ZM203 135H204V134H201L202 137H205V136H203ZM207 135H208V134H206V139H207V137H208V138H211V137H212V138L209 139V140H212V139H214V137H215L214 134L211 135V136H207ZM224 135H225V134H224ZM227 135H228V134H227ZM248 135H249V134H248ZM248 135H247V136H248ZM180 136H181V135H180ZM180 136H179V137H180ZM183 136H181V138H182ZM216 136H217L216 139H217L218 137H220V136H218V135H216ZM242 136H243V135H241L240 137L242 138ZM250 136H251V135H250ZM253 136H252V137H253ZM110 137H111V136H110ZM122 137H121V136L119 137V138H120L119 141L121 140ZM195 137H198V135L195 136ZM195 137L193 136V138H195ZM202 137L200 138V141H201ZM223 137H224V136L220 137V139L222 140ZM225 137H226V135H225ZM238 137H239V136H238ZM238 137H237V138H238ZM60 138H63V139L66 138V139H68V141H67V146H66V144L64 143V142H66V141H63V145H65V146L62 145V143L60 142ZM80 138H81V137H79V139H80ZM172 138H173V137H172ZM181 138H180V139H181ZM198 138H199V137H198ZM198 138H195V139H193V140L195 141V140L198 139ZM243 138H244V137H243ZM243 138H242V139H243ZM245 138H247V137H245ZM63 139H62V140H63ZM109 139H111V138H109ZM115 139H116V137H112V140H111L112 142L110 141L111 143H113V144H112V148H113V150H114V152H115V153H114V158H113V159H114V166H115L116 170H117V171L123 176V179H125L126 184H127V183L130 184V182H129V181H130V180H129V178H130L129 175L131 176V173H130V174H127V173L131 172V170H132V168H133V163H132V162H129V164H128V163H126L128 160L125 161V159H123V156H121V154H122V153H121V150H120V149H117V146H116L115 143H114ZM122 139H123V138H122ZM125 139H123V140L125 141ZM127 139H129V138H127ZM133 139H134V137H133ZM133 139H130V140L132 141ZM175 139H176V138H175ZM180 139H178V141H179V143L182 145V143L184 142V140H183L184 138H182V141H181L182 143L180 142ZM206 139H205V140H206ZM220 139H217V140H220ZM231 139H232V138H231ZM238 139H239V141H242V140H240V138H238ZM238 139H236L235 142H239V141H237ZM248 139H250V138H248ZM251 139H252V138H251ZM130 140H127V141H130ZM134 140H136V139H134ZM191 140H192V136H191V138H189L188 141H191ZM193 140H192V141H193ZM207 140H208V139H207ZM209 140H208V141H209ZM214 140H215V139H214ZM221 140H220V141H221ZM225 140H226V138H225ZM225 140H222V141H221L223 144L220 143V144H218V145H219L220 147H223V146L225 145V144H224L225 142H223V141H225ZM228 140H229V139H228ZM234 140H235V139H234ZM234 140H233V141H234ZM243 140H245V139H243ZM263 140H264V138L262 139V141H263ZM117 141H118V140H117ZM117 141H116V142H117ZM127 141H126V142H127ZM157 141H156V139H155V142L158 143L159 146H160V144H161V146H162L163 148H166V147H164L165 145L163 146V144H164V142H163L164 140H163V139L161 140V142H163V144H162L160 141H159V142H157ZM175 141H177V140H175ZM192 141H191V142H192ZM194 141H193V144H192L193 146H192V145H190V146H191V147H194V145H195L194 143H196V146H195V147H198L197 142H199V141H198V140L195 141V142H194ZM247 141H248V140H247ZM251 141H253V142H251ZM251 141L249 140V142H251V144H249V143L247 142V143L250 145V146H247V145H248V144H247V145H246L247 147H250V148H251V147H254V146H251V145H253V143H254L255 140L252 139ZM8 142H11V141L9 140ZM122 142H123V141H122ZM134 142H136V141H134ZM210 142H211V141H210ZM229 142H230V140H229ZM231 142H232V141H231ZM111 143H110V144H111ZM128 143H129V142H128ZM132 143H133V142H131V144H132ZM188 143H189V142H188ZM188 143H187V144L185 143L186 146H185V144L182 145V146H180V147H179L180 150L183 149V148H181V147H183V146L187 147V145H189ZM199 143H200V142H199ZM205 143H206V144H204V141L202 142V144L204 145V147L201 146V145H202V144H201L199 150L201 149V150L203 151V150H206V148H208V147H205V145H207V141H206ZM218 143H219V141H218ZM232 143H233V142H232ZM240 143H241V142H240ZM124 144H125V143H124ZM131 144L129 143V145H131ZM158 144H157V145H158ZM177 144H178V142H177ZM177 144H176V145H177ZM190 144H191V143H190ZM216 144H217V143H216ZM228 144H229V143H228ZM254 144H255V143H254ZM256 144H257V143H256ZM258 144H259V143H258ZM119 145H121V144H119ZM132 145H133V144H132ZM132 145H131V146H132ZM166 145H167V144H166ZM169 145H170V144H169ZM178 145H179V144H178ZM218 145H217V146H218ZM222 145H223V146H222ZM235 145H237V147L240 146L238 143H237V144L235 143ZM238 145H239V146H238ZM126 146H127V147H126ZM126 146H125V148H127V150H128V144H126ZM172 146H173V145H172ZM190 146H188L187 150L185 151L186 153L189 151L188 149H189ZM232 146H233V144H232ZM246 146H245V147H246ZM162 147H160V148H162ZM176 147H177V146H176ZM191 147H190V148H191ZM230 147H231V146H230ZM233 147H234V146H233ZM233 147H232V148H233ZM235 147H236V146H235ZM235 147H234L233 149H235ZM260 147H261V146H259L258 148H259V150L261 151V149L264 147V142H263V144H262V148H261V149H260ZM41 148H43L44 150L42 151ZM112 148H111V149H112ZM125 148L123 147L122 149H125ZM130 148H131V147H130ZM130 148H129V150L133 149V148H131V149H130ZM204 148H205V149H204ZM210 148H211V147H210ZM215 148H216V147H215ZM171 149H172V148H171ZM196 149H198V148H196ZM196 149L194 150V152L192 151L193 149H191V151L194 153V154H192V155L195 157V158H192V157H191V158H192V159L194 160V162H195V161H196V158H197V157H198V158L200 157L199 160H201V161H200V162L198 161V162L201 163V162H202V159H201V158H202V157H201V153H200V155H197V154H195V151H196V152H202V151H198V150H196ZM216 149H218V148H216ZM221 149H224V148H221ZM76 150H77V153L75 152ZM113 150H112V152H113ZM119 150H120V151H119ZM125 150H126V149H125ZM157 150L161 151L162 149H159V148H158ZM167 150H168V148H167ZM169 150H170V149H169ZM169 150H168V152H169ZM172 150H174V149H172ZM172 150H171V151H172ZM176 150H179L178 147H177ZM184 150H185V149H183V151H184ZM212 150H213V149H212ZM225 150H227V149L225 148ZM225 150H224V151H225ZM252 150H253V148H252ZM252 150L250 149V151H252ZM256 150H257V149H256ZM262 150H263V149H262ZM82 151H83V150H82ZM122 151H123V150H122ZM159 151H157V153L161 154ZM191 151H190V152H191ZM210 151H211V149H210ZM210 151H207V153H210ZM221 151H222V150H221ZM221 151H220V152H221ZM224 151H223V152H224ZM263 151H264V150H263ZM125 152H126V151H125ZM162 152H165V151L162 150ZM168 152H167V153H168ZM178 152H179V151H178ZM180 152H181V151H180ZM190 152L187 153V155H188V154H191ZM205 152H206V151H204L202 154H204ZM223 152H222V153H223ZM227 152L230 153V150H229V151H225L224 153H225V154H228ZM234 152H235V151H233V154L235 155L236 152H235V153H234ZM252 152H255V151H252ZM72 153L77 154V155H76V156H77L76 158H77L78 160H80V163H78L77 161L75 162V161L73 160V158H72ZM173 153H174V152L172 151V154H170V155H173ZM186 153H185V154H186ZM207 153H205V155H206ZM212 153H213V151H212ZM261 153H264V152H260L259 154H261ZM84 154H85V155H84ZM163 154H166V152L163 153ZM185 154L183 155L184 158H186V157H185V156H186ZM216 154H217V153H215V155L213 154L214 156L212 155V158L215 157V156L218 157L219 154H218V155H216ZM259 154L257 155V159H254L255 162H257V161L259 162V160H260L261 158L264 159V154H263V156H262L261 158H260L261 155H259ZM122 155H124V154H122ZM168 155H169V153H168ZM168 155H167L166 157H167V160L169 161V159H168ZM170 155H169V157H172V156H170ZM207 155H208V154H207ZM209 155L211 156V154H209ZM221 155H222V154H220V156H219L218 158H213V159H214V161H215V159H218L217 161H220L221 164H223V167H224V161H226V160L223 161V160H222V159H223V158H222L223 155H222V156H221ZM54 156H55V157H54ZM173 156H174V155H173ZM175 156H176V155H175ZM177 156H178V153H177ZM210 156H209V157H210ZM250 156H252V157H250ZM250 156H249L250 159L252 158V160H253V158H256V152H255V155H254V153H252V155H250ZM254 156H255V157H254ZM258 156H259V157H258ZM162 157H164V156L162 155ZM166 157H164V158H166ZM188 157H189V156H187V158H188ZM205 157H206V156H205ZM220 157H221L222 159H220ZM228 157H229V155H227V159L230 160L229 162H231L233 156H232V157L230 156L231 159H230V157H229V158H228ZM234 157H235V156H234ZM85 158H86V157H85ZM124 158H125V155H124ZM174 158L176 159V157H173V158H172V159L174 160V161H173V162H174L173 164L178 163V162H175L176 160H175ZM184 158H183V160H184ZM187 158H186L185 160L187 161V163H189V161L187 160ZM189 158H190V157H189ZM198 158H197V159H198ZM207 158H208V157H207ZM224 158H226V155H224ZM172 159H171V160H172ZM178 159H179V160L181 159V162H183V160H182V156H181L180 158H178ZM192 159H191V161H193ZM210 159H211V158L207 159V161L210 160ZM213 159L210 160V161L213 162ZM263 159H262V160H263ZM84 160H85V161H84ZM165 160H166V159H165ZM171 160H170V161H171ZM203 160H204V159H203ZM221 160L223 161V163H222ZM256 160H257V161H256ZM262 160H261V162H259V165H261V166L263 165V164H261V163L264 162V161H262ZM186 161H184V162H186ZM191 161H190V162H191ZM56 162H57V163H56ZM251 162H252V161H251ZM258 162H257V164H258ZM179 163H180V162H179ZM195 163H196V162H195ZM203 163H204V162H203ZM206 163H207V162H206ZM227 163H228V162H227ZM190 164H192V163H190ZM201 164H202V163H201ZM201 164L198 165V169H201V167L199 168V166H201ZM211 164H212V163H211ZM249 164H250V163H249ZM249 164H248V165H249ZM85 165H86V164H85ZM187 165H188V164H187ZM195 165H197V163H196ZM195 165H194V163H193V166H195ZM203 165H204V164H203ZM207 165H208V164H207ZM207 165H205L204 168H206ZM213 165H214V164H213ZM213 165H210V166H211V169L209 168L210 166L208 167L209 170H208V168H206V169H207V170H206L207 172H205V169H204L203 167H202L203 169L200 170V172H202V171L204 170V172H202V173H203V174H206V176H205L206 178H208V176H209L210 180H207L208 182H210L211 179H212V178L210 177V175H211L213 172H210V170L212 171ZM215 165H216V166H215ZM215 165H214V169H213V171L215 170V167H217V166H218L217 168L220 167V166H219L218 164H216V163H215ZM225 165H226V164H225ZM248 165H247V166H248ZM251 165H252V164H251ZM177 166H178V165H177ZM227 166H228V165H227ZM261 166H260V167H261ZM178 167H179V166H178ZM182 167H183V166H182ZM195 167H196V166H195ZM225 167H226V166H225ZM241 167H242V166H241ZM244 167H245V166H244ZM244 167H242V168H244ZM251 167H254V165L251 166ZM257 167H258V166H257ZM184 168H185V167H184ZM186 168H187V167H186ZM196 168H197V167H196ZM249 168H250V167H249ZM126 169H129L130 171L128 170L129 172L126 173V171H127ZM219 169H221V168H219ZM245 169H246V168H245ZM245 169H243V171H244ZM250 169H251V168H250ZM250 169H249V171H250ZM84 170H85V171H84ZM190 170H191V169H190ZM196 170H197V169H196ZM233 170H235V169L233 168ZM238 170H239V169H238ZM247 170H248V169H247ZM247 170H246V171H247ZM35 171H37V169H36ZM51 171H52V170H51ZM197 171H199V170H197ZM197 171H195L194 174H196V175H194V177L197 176V178H198V177H199V174H198ZM215 171H216V170H215ZM215 171H214V172H215ZM219 171L221 172L222 170H218V171H217V175H218V172H219ZM208 172H210V173H208ZM235 172H237V171H235ZM235 172H233V173H235ZM250 172H251V171H250ZM61 173H62V172H61ZM61 173H58V174H60L59 176L53 175V173H51V174H52V175H51V176H52V177H51V181L53 182V185L55 186L54 182H56V179H57L56 177H60V180H59V186H60V187H64V192H63V193H64V195L66 196V195H67V193L65 194V189H66L65 186L67 185V181H66V180L69 181V179H67V178L65 177V175H63V174L61 175ZM190 173H191V172H190ZM190 173H189V175H190ZM202 173H201V176L203 175ZM221 173H222V172H221ZM221 173H220V174H221ZM239 173H240V171H239ZM245 173H247V172H245ZM256 173H257V172H255L254 175H256ZM65 174H66V173H65ZM126 174H127V175H126ZM197 174H198V175H197ZM252 174H253V173H251V175H252ZM257 174H258V173H257ZM66 175H67V174H66ZM75 175H77V176H75ZM213 175H215V174H212V177H213ZM126 176H127L128 178H127ZM201 176H200V177H201ZM203 176H204V175H203ZM203 176H202V178H203V180L205 181L206 178H204ZM218 176L220 177L221 175H218ZM236 176H237V174H236ZM240 176H241V175H240ZM256 176H257V175H256ZM7 177H11V178L13 179V182H12V183H13V190H11L10 192H9V189H7V188L5 187V185H4V182H5L4 180H5ZM73 177H72V178H73ZM242 177H243V176H242ZM242 177H241V178H242ZM55 178H56V179H55ZM72 178H71V179H72ZM202 178H200V181H203V180H201ZM236 178H237V177H236ZM251 178H252V177H251ZM257 178H258V176H257ZM58 179H59V178H58ZM127 179H128V181H127ZM189 179H191V176H190ZM252 179H253V178H252ZM65 181H66V183H65ZM189 181H190V180H189ZM189 181H188V182H189ZM194 181H195V180H194ZM207 181H206V182H207ZM214 181H215V180H214ZM216 181H217V179H216ZM256 181H257V180H256ZM72 182L75 184V186H77V179H76V178H75V180L73 179V181H71V183H72ZM198 182H199V181H198ZM198 182H196V183H194V184H196V186H198V185L200 184V183H198ZM206 182H203V183H206ZM245 182H246V181H245ZM220 183H221V182H220ZM252 183H253V182H252ZM69 184H70V181H69L68 185H69ZM190 184L192 185L193 182H192V183L189 182V185H190ZM207 184H209V183H207ZM207 184H206V185L204 184V185L207 186ZM191 185H190V186H191ZM209 185H210V184H209ZM219 185H220V184H219ZM246 185H247V184H246ZM69 186H70V185H69ZM69 186H68V188H69ZM71 186L73 187L72 184H71ZM71 186H70V187H71ZM134 186H135V185H134ZM202 186H203V184H202ZM222 186H223V184H222L220 187H222ZM127 187H128V186H127ZM130 187H132L131 184H130ZM130 187H128L127 190H129ZM191 187H193V185H192ZM191 187H190V188H191ZM199 187H200V186H199ZM68 188H67V189H68ZM206 188L209 189L208 187H206ZM54 189H55V191H60V190H56V189H57L56 186H55ZM61 189H62V188H61ZM69 190H70V189H69ZM146 190H147V192H148L147 194H148L152 199L157 200V201H159L160 203H161V201H162L164 198H166V195H165L161 190H159L158 188H156V189H150V190L146 189ZM191 190H192V189H191ZM205 190H206V189H205ZM205 190H204V191H205ZM55 191H53V192L55 193ZM199 191H200V189H199ZM199 191H198V192H199ZM201 191H202V190H201ZM201 191H200V192H201ZM204 191H203V192H204ZM60 192H62V190H61ZM67 192H69V191H67ZM206 192H209V191L206 190ZM54 193H53V194H54ZM69 193H70V192H69ZM69 193H68V194H69ZM210 193H211V192H210ZM214 193H215V190H214ZM60 194H61V195H63V194H62V193H59V198L62 200L63 198H61V195H60ZM194 194H195V193H194ZM200 194H201V193H200ZM203 194H204V193H203ZM205 194H206V193H205ZM56 195H57V194H54V196H56ZM67 196H68V195H67ZM210 196H211V195H210ZM69 197H71V195H70ZM141 197H143V196H140V198H141ZM196 197H197V196H196ZM198 197H199V196H198ZM59 198H57L58 201H59ZM65 198H66V197H65ZM140 198H139V199H140ZM144 198H145V197H144ZM71 199H73V198H71ZM145 199H146V198H145ZM67 200L69 201V198H68ZM8 201L11 202V203H10L11 206L6 204ZM58 201H57V202H58ZM62 201L64 202L65 200H62ZM68 201H67V204H68ZM5 202H6V203H5ZM55 202H56V201H55ZM70 202H72V201L70 200ZM70 202H69V203H70ZM140 203H141V202H140ZM56 204H60V203L58 202V203H56ZM65 204H66V203H65ZM71 204H72V203H70V205H71ZM56 206H57V205H56ZM57 207H59V206H57ZM142 208H143V207H142ZM149 208H150V207H149ZM54 209H57V208H54ZM54 211H55V210H53V212H54ZM138 211H139V210H138ZM55 212H57V211H55ZM58 212H59V209H58ZM143 212H144V211H143ZM155 212H156V211H155ZM62 213H63V212H62ZM144 213H145V212H144ZM151 213H152V211H151ZM54 214H55V213H54ZM57 214H58V213H57ZM146 214H147V213H146ZM62 215H63V214H62ZM142 215H143V214H142ZM63 216H64V215H63ZM143 216H145V215H143ZM150 216H151V215H150ZM154 216H155V215H154ZM111 218H113V216H112ZM149 218L151 219L152 217H149ZM153 218H154V217H153ZM107 219H108V218H107ZM154 220H155V219H154ZM113 221H115V219H113ZM151 221H152V220H151ZM158 221H160V219H159ZM25 222L28 224L27 226L25 225ZM109 222H111V221H109ZM80 223H81V219H80V218L78 219V217H77V219L75 220V222H74L73 225H72V231H73V232L78 231V230H79V227H80V229L82 230V232H85V230H86L88 233H91L92 230L89 231V229H82V226H81ZM157 224H158V222H157ZM159 224H160V223H159ZM107 225H108V224H107ZM109 225H110V224H109ZM148 225H149V224H148ZM222 225H223V224H222ZM100 226H101V225H99V227H100ZM143 226H144V225H143ZM109 227H110V226H109ZM109 227H108V228H109ZM111 228H112V226H111ZM111 228H110V229H111ZM113 228H114V227H113ZM114 229H115V228H114ZM112 230H113V229H112ZM117 230H118V229H117ZM72 231H70V232L67 231L66 233L63 234V238H64V247L67 248V249L69 248V249L71 250V251H70L71 254L73 253V255H75V253H76V248L74 247V245H73V243H72V237H73V236H72ZM97 231H98V230H97ZM118 231H119V230H118ZM219 231H220V229H219ZM0 232H1V229H0ZM16 232H15L14 234H16ZM27 232H28L29 234H28ZM111 232H112V231H110V233H111ZM116 233H117V231H116ZM119 233H120V231H119ZM103 234H104V233H103ZM26 235H25L23 238H21L20 240L22 241V239H26V238H27ZM21 237H22V236H21ZM125 237H126V236H125ZM0 238H1V237H0ZM102 238H105V237L102 236ZM27 239L30 240V239H29V236H28ZM27 239H26V241H27ZM0 240H1V239H0ZM31 240H30V241H31ZM111 240H112V241L114 240V242H115V240H121V243H124V244H125V242H126V241L123 239V236H121V235L119 236V234H115L114 231L111 233ZM111 240H110V241H111ZM26 241H25V242H26ZM110 241H107V240L104 241V240H102V241L98 244V245H99L98 248H99L100 252L106 251V252L109 253V254L106 256V258H109V257L112 255V254L110 253L111 251H109V249H108V248H109ZM23 242H24V241H23ZM116 242H117V241H116ZM116 242H115V244H116ZM17 243H19V242H16V244H17ZM32 244H31V245H32ZM117 244H118V243H117ZM117 244H116V245H117ZM129 244H130V243H129ZM23 245L25 246V248L23 247L25 250H26V249H30V245H27V244H26V245L29 246V247H26L25 244H22V246H23ZM34 245H33V246H34ZM127 245H128V244H127ZM16 246H17V245H16ZM22 246H21V247H22ZM121 246H122V245H121ZM18 247H19V245H18ZM116 247H117V246H116ZM23 248H21V249H23ZM114 248H115V247H114ZM117 248H119V246H118ZM122 249H123V248H122ZM25 250H22V251H21V252L23 253V256H26V254H27V252H26ZM30 250H31V249H30ZM116 250H117V249H116ZM119 250H120V249H119ZM119 250H118L117 252H119ZM112 251H113V250H112ZM64 252L67 254L69 251H67L66 249H64ZM125 253H126V252H125ZM68 254H69V253H68ZM118 254H119V253H118ZM70 256H71V255H70ZM127 256H128V255H127ZM112 258H114V257H112ZM120 258H122V257H120ZM127 258H128V257H127ZM109 260H110V259H109ZM109 260H108V261H109ZM123 261H124V260H123ZM111 262H112V261H111ZM224 264H225V263H224Z\"/></svg>",
    "mask_w": 264,
    "mask_h": 264
},
{
    "label": "crops",
    "instance_id": "crops-1",
    "mask_svg": "<svg viewBox=\"0 0 264 264\" xmlns=\"http://www.w3.org/2000/svg\"><path fill=\"white\" fill-rule=\"evenodd\" d=\"M242 264V263H241Z\"/></svg>",
    "mask_w": 264,
    "mask_h": 264
}]
</instances>
